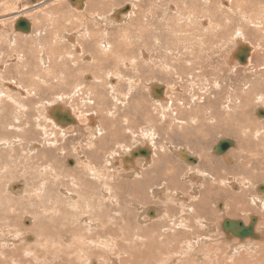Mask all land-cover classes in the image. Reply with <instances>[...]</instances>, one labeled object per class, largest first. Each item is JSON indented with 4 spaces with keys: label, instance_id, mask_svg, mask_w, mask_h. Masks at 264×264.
Returning a JSON list of instances; mask_svg holds the SVG:
<instances>
[{
    "label": "bare ground",
    "instance_id": "6f19581e",
    "mask_svg": "<svg viewBox=\"0 0 264 264\" xmlns=\"http://www.w3.org/2000/svg\"><path fill=\"white\" fill-rule=\"evenodd\" d=\"M17 1V0H16ZM15 1V2H16ZM29 1V2H28ZM27 2L29 3V4H27L28 5V8L25 6L24 8H20V11L18 10V13L16 14V18H15V20H14V22L16 23L17 22V20H19V19H22V18H24V19H26L27 20V22H28V25H29V32H27V33H21V32H19V31H17V32H12L11 33V35L10 34H8V35H10L8 38H6V46L5 47H7L6 49H7V51H12L10 54H12L10 57H9V59H13V62H15V66H13L12 68H16V69H18L17 70V72L16 73H14L16 76L18 75H20V78L22 79V78H24L25 76H27V78H32V81H31V83H32V87H31V89L30 88H27L28 87V85H24V86H27V87H25V89L24 88H20V87H18L19 85V83H17V86H16V83L14 84L13 82H3V81H5V80H2L1 82H2V86H3V90L0 92V116H5L6 115V113L7 112H5V111H7V109L9 110V109H11V108H14V107H17L16 109V114L14 115V116H16L17 114H20L21 115V113H23V117H25L26 116V118L25 119H27V117H29V113L30 114H33V112L34 113H36V110L37 111H39L40 110V114H37V116L39 115L40 116V118H42L43 119V124H44V121H46L47 122V124L49 125H45V126H48V127H50L51 128V130H50V132H46L43 128H42V130L41 131H39V124L36 122V120H35V123H34V121H33V123L32 122H26L25 124H23L24 123V121H25V119H24V121L21 123V121H20V117L22 116H20V117H17V119H19V122H20V124H23V128L22 127H20V128H22V130H19L20 131V137L21 138H24L25 136H27V135H30L29 133L30 132H34V133H36L38 136L40 135L41 137H40V139H39V141H40V143L42 144V143H44V145L45 146H52L53 148H54V151H51V150H49V149H46V150H43V149H40L39 150V156L40 157H42V159L43 160H49L50 162H48V161H43L42 162V165H44V166H42L43 168L42 169H33V166L32 165H28L27 164V162H16L15 164L16 165H18L19 167L21 166L22 167V170H23V174H19L18 173V176L20 177V178H22L23 179V182H24V184H25V188L23 189V190H21L20 192H18V193H20V198H19V202L17 203V206L18 207H11V206H13V205H11L10 207L11 208H14V209H12V210H9V208L7 207H4V204H6L5 202H4V200L6 201V199L5 198H3V196H2V190L4 189V187L6 186L5 185V183H6V179L5 178H7V174H6V176H5V182L3 183V181L2 180H0V264H174L175 262H177L180 258L181 259H183L184 261H185V259L184 258H186V255L188 254V257H189V255H191L192 254V252L194 251L193 249H192V246H191V244H190V242H188V241H185L187 238H189L190 236L191 237H193V239L194 240H196L195 239V237H196V235H198L197 234V229H199V228H202V230L201 231H204L203 229H207V228H210L209 230H208V232H209V234H211V233H215L214 231L215 230H213V228L215 227L213 224V226H211V227H209V225H211V224H208V221H207V219H210L212 216H210V215H212V213H215V212H211V211H213V209H208V207L209 208H211L212 206H207L209 203V199L208 200H206V198L204 197V198H202L201 197V194H203V193H201L200 194V197L198 196L196 199H193V198H189V197H186V195H185V202H181V203H179V205L177 206L178 207V209L180 210V212H175L174 211V213L172 212V210H175L174 209V207H173V209L170 207V204H168V201L170 200V201H172V200H174V199H172V196H170L169 197V200H167L166 201V199H167V196H169V195H171V194H169V195H167L166 196V194H165V188L167 189V185H165L164 183L162 184L163 185V187H162V191H164V197L162 196V192L160 193L159 191H161L160 189L159 190H157V193L155 192L156 190H154V188H153V192H154V194L151 196L152 198H150V199H155L156 197H158V193H160L161 195H159V198L161 197L162 198V200L164 201H166V202H164V203H161V204H163V206L165 207V211H166V213H165V216H164V220L161 218V217H159V215H161V214H159L160 212L159 211H162L161 209L160 210H158L157 209V207H155V209L153 208V207H149V206H147V207H145V208H143L142 210H141V212H142V218L140 217H138V215H137V213L135 212V211H133V209H132V207H134V206H137L138 207V205L139 204H136V200H134L133 199V196L135 197V194H136V196L138 195V193H140V192H138L139 190H141V188H146V186H152L153 184H155V183H158V181H153V174L156 172V170H158L159 171V168L161 169L162 167H166V165H165V158L162 156H160V155H158L159 156V158L156 156V158H157V161H156V163L153 161V160H156V159H153V156L155 155L154 154V151L156 150V149H158L159 147L157 146L156 147V145L154 146V142L152 143L151 141H153V140H155L154 139V134L156 133L155 131H154V133H153V129H155V128H153L152 129V132H149V133H141V134H143L141 137H142V140H143V138H147L148 139V141L150 140V142H147L148 143V147H133L134 149H129V150H127V153H126V155H122V156H120V157H117V153H116V151H114L112 148H114V146H119L118 144H125L126 142H128L127 140L129 139L130 141H131V137L133 138V132H132V127L134 128L136 125H141L140 123L142 122V125L143 124H146L147 122H150V124L151 123H153V121H154V119L152 118V117H150L149 115H148V117H146L147 116V110L149 109V107L147 108V105L145 106V103L147 104V103H150V102H147L148 101V98H146V100H145V97L147 96V95H145L144 97H143V95L144 94H146L145 93V88H144V90H142V91H144L143 93V95H141V96H139V98L137 97L138 95H137V93H135L136 94V97H137V99H134L133 97H132V95H134V93H132L133 92V90L135 89L136 90V88H133L134 86H133V84L131 83V80L129 81V80H126V79H124V77H123V79L124 80H122V81H124L123 83H125V85H126V88H127V91L125 92V94H123V95H118L119 97H115L114 95H115V93H116V91L118 90L117 89V86H118V84L120 83L121 84V76H120V73H122V72H120V70L119 71H117V66H119V65H117V63H115V64H112V63H114L115 61H111L110 60V56H111V53H115L114 54V56L115 55H117V57H115V59L114 60H116V59H120L121 60V65L120 66H122L123 67V62L122 61H124V60H122V59H124V58H122V57H119V51H123V48H120V45L118 44V46H119V49H117V52H115L116 51V49H115V47L117 46V43H116V45H115V42L116 41H119L120 43H122V42H124L125 43V45H127L129 48V51L127 52L126 51V49H125V47H124V49H125V51H126V56H127V54H129L131 57H132V59L134 60V61H136V62H139V63H135V62H131V64H132V67L134 68L133 69V71L134 72H136V70L137 71H139L140 70V73L142 72V75H145V72H144V70H142V68L145 66V67H150V65H151V63H152V60L151 61H148L149 60V58L147 57V55H145V54H143L142 53V51H139L138 53H137V55H136V51H137V48H141L143 45L146 47V45H147V43H148V41H152V39L154 40V42H157V38H155V36L157 37V35L156 34H154V32L157 30V31H161L160 30V28L162 29V28H164V27H166V29L168 28L167 27V25L169 24L168 22H170V21H168L169 20V17L171 16V15H169V14H167V9H171L170 11H172L174 8H173V6L171 5V6H168L167 5V9L165 10L164 9V7H163V4H162V2H164L165 0H135L132 4L130 3V8H129V10H127V11H125L124 12V10L122 9V8H118V9H114V10H112L106 17L105 16H103V17H96V15H95V17L93 18V21L95 22V24L97 25V27L95 28L96 30H99V31H95V33L94 32H89L87 29V27H84V28H82V32H83V35L81 36V34L80 35H77V38H76V36L74 37H65V36H63V37H65V38H62L60 35V37L63 39L62 40V42L63 43H60V42H58L59 41V39H60V37L58 36V38H57V35H55V33L54 34H52V35H50L48 32H51L50 31V29H48V31H47V29H44L45 27H44V25H40V26H43L44 28H43V30L41 31H37L36 32V30L34 31V32H32V26H33V24H32V22L30 21V18L27 16V15H25V11H26V9L28 10L29 8H31V5L32 4H34V2L36 3V1H30V0H28ZM188 1V0H187ZM213 1H216V0H213ZM235 1V0H234ZM238 1V0H237ZM245 2V3H247V4H250V5H253V4H255V3H253L254 1H256V0H241V2ZM3 2V1H2ZM1 2V3H2ZM45 2V1H44ZM87 2V0H84L83 1V3H80V2H78V1H76L75 2V8L77 9V10H80V11H82L83 13L85 12V11H87V10H85V8H86V4L88 3H86ZM94 2V1H93ZM166 3H167V0L165 1ZM171 2V0H169L168 1V4ZM216 2H220V5H222L223 7H227V8H229V3H233L232 2V0H217ZM237 3V4H235V5H239L237 8H236V12L234 13L236 16H243L244 17V13L245 12H247V14L250 12L251 13V11H249V10H252V8L254 7V6H252L251 7V9H249L248 7H250L249 5H248V7H246L245 5H243L242 3ZM258 2H260L261 4H259ZM7 3V2H6ZM68 3H70V0H68ZM104 3V2H103ZM178 3V2H177ZM183 3V9H182V4ZM182 3H180V7H181V10L180 11H185V8H188L189 9V12L191 13V11H192V9L191 8H198L199 9V11H203L202 12V14H204V15H202V22H201V19L199 20L201 23H202V27L204 28V30L206 29V28H208L209 27V29H212V25H210L211 23L209 22V20L210 21H212L211 19V16H206L205 14V12H208L209 10H210V8H211V4H212V7L214 6V4L211 2V0H189L188 2H187V4L185 3V2H182ZM235 3H236V1H235ZM244 3V4H245ZM256 3H258L259 4V6H261V5H264V0L262 1V0H258V1H256ZM110 4V3H109ZM135 4H138V5H141L142 6V8L141 7H139L138 5H135ZM173 4H176V2L175 3H173ZM179 4V3H178ZM216 5H219V4H217V3H215ZM3 5H4V3H3ZM3 5H1V9H2V6ZM116 5V4H115ZM220 5H219V10H220ZM235 5L233 6V7H235ZM24 6V5H23ZM40 6V4H38L37 5V7H39ZM49 6H50V4H49ZM87 6H88V4H87ZM98 6V5H97ZM96 6V7H97ZM165 7H166V5H164ZM7 7V6H6ZM6 7H4V8H6ZM14 7H15V5H14ZM16 7H18V6H16ZM47 7V6H46ZM94 7V6H93ZM93 7H89L88 8V10H89V12H92V10H94V8ZM104 7V6H103ZM122 7V6H121ZM148 7H150V8H148ZM163 7V9H162V11H160L159 10V8H162ZM176 7V6H175ZM179 7V8H180ZM216 7V6H215ZM215 7H214V9H215ZM231 7V6H230ZM255 7H256V4H255ZM48 8V7H47ZM98 8H99V6H98ZM97 8V9H98ZM105 8V7H104ZM178 8V7H177ZM178 8V9H179ZM217 8V7H216ZM225 9V10H228V9ZM257 8H258V6H257ZM260 8V7H259ZM258 8V10H260ZM43 9H44V11H45V7H43ZM51 9V8H50ZM87 9V8H86ZM101 9V8H100ZM113 9V8H112ZM142 9V10H141ZM178 9H175L177 12H179L178 11ZM222 9V8H221ZM231 9H233V8H231ZM253 9H256V8H253ZM262 9V8H261ZM264 9V8H263ZM49 10V9H48ZM53 10V9H52ZM102 10V9H101ZM105 10V9H104ZM122 10V12L123 13H121V14H117V12H119V11H121ZM137 10H138V12H137ZM143 10H146V11H144V12H146V13H144L143 12ZM187 10V9H186ZM194 10V9H193ZM197 9H195V11H196ZM216 10V9H215ZM223 10V9H222ZM13 11V10H12ZM14 11H17L16 10V8H15V10ZM13 11V12H14ZM31 11V10H30ZM44 11H41L40 10V8L37 10V12H36V16L38 17V15H39V17H40V19H46V21L44 20V21H42V22H50V19L49 18H47V16H48V14H47V12H44ZM95 11V10H94ZM97 11V10H96ZM103 11V10H102ZM195 11H193V12H195ZM198 11V10H197ZM212 10H210V12H211ZM233 11V10H232ZM249 11V12H248ZM254 11V10H253ZM256 11H257V9H256ZM260 11H262L263 12V10H260ZM51 12V11H50ZM98 12H100V10L98 11ZM104 12V11H103ZM186 12H188V11H186ZM192 12V13H193ZM221 12V11H220ZM223 13L224 12H226V11H222ZM228 12V11H227ZM229 12H231L230 10H229ZM234 12V11H233ZM262 12L260 13V14H262ZM11 13V12H10ZM54 13V12H53ZM55 13H56V11H55ZM97 13V12H96ZM108 13V12H107ZM171 13V12H170ZM184 13V12H183ZM214 12H212V14H213ZM216 13V12H215ZM257 13H258V11H257ZM15 14V13H14ZM91 14V13H90ZM174 14H175V12H174ZM178 14H180V13H178ZM185 14V13H184ZM194 14V13H193ZM195 14H197V12H195ZM199 15H201L200 13H198ZM197 14V15H198ZM218 14V13H217ZM221 14V13H220ZM226 14V13H225ZM228 14V13H227ZM233 14V13H232ZM253 14H255V12L253 13ZM101 15H102V13H101ZM169 15V17H168V20H167V18H165V16H168ZM172 15H173V13H172ZM183 15V14H182ZM186 15V14H185ZM197 15H195L196 17H194V18H196V19H198V17H197ZM198 15V16H199ZM209 15V14H208ZM215 16H216V14H214ZM214 15L212 16V17H214ZM249 15V14H248ZM1 16V15H0ZM3 16V15H2ZM7 16V15H6ZM6 16H3V17H6ZM54 16V15H53ZM87 16V15H86ZM177 16V15H176ZM187 16H188V19H189V17H191V14L190 15H188L187 14ZM218 16V15H217ZM221 16H223L222 14H221ZM220 16V17H221ZM227 16V15H226ZM230 16V15H229ZM233 15H231L230 16V18L232 17ZM240 16V17H241ZM246 16V15H245ZM255 16V15H254ZM254 16H252V17H254ZM264 16V15H263ZM8 17V16H7ZM11 17V16H10ZM20 17V18H19ZM89 17V16H88ZM181 17V16H180ZM185 17V16H184ZM234 17V16H233ZM243 17H242V20H243ZM31 18H35V17H31ZM90 18V17H89ZM160 18V19H159ZM171 18V17H170ZM175 18V17H174ZM178 17H176L175 19H177ZM185 18H187V17H185ZM194 18H193V20H194ZM229 17H228V21H230V22H235L234 21V19L236 20V18H231L230 19ZM245 18V17H244ZM247 18V17H246ZM257 18H260L259 16L257 17ZM91 19H92V17H91ZM180 19V18H179ZM191 19V18H190ZM207 19H209V20H207ZM216 19V21L218 20V19H220V18H215ZM222 19V18H221ZM220 19V20H221ZM224 19V18H223ZM226 19V18H225ZM224 19V20H225ZM239 19V18H238ZM241 19V18H240ZM250 19V18H249ZM253 19V18H252ZM159 20V21H158ZM171 21L173 20L174 21V19L173 18H171L170 19ZM183 20V19H182ZM192 20V21H193ZM219 20V21H220ZM227 20H225V21H227ZM244 20H246V19H244ZM259 20V19H258ZM264 20V19H263ZM262 20V21H263ZM90 21V20H89ZM161 21H163V22H167L168 24L166 25V26H164L163 27V25H161L162 23H160V24H158V22H161ZM186 21V20H185ZM197 21V20H196ZM213 21H214V19H213ZM212 21V22H213ZM219 21H218V24H220L222 21H220V23H219ZM222 22V24L223 23H226V22ZM238 21V20H237ZM236 21V22H237ZM254 21V20H253ZM260 21V20H259ZM261 21V22H262ZM2 22V20H0V23ZM13 22V21H12ZM41 22V23H42ZM87 22V21H86ZM146 22H149L150 23V25H145V23ZM180 22V21H179ZM184 22V21H183ZM182 22V23H183ZM189 22V21H188ZM230 22H229V25H230ZM244 22V21H243ZM247 21H245V23H246ZM258 22V21H257ZM253 23V22H249V28H250V26L253 28V30L255 29H258L257 31H255L254 33H257V35H259L260 34V37L263 35V33L262 32H264V29L262 28V30H261V28H259L260 27V24L259 23ZM55 23V22H54ZM84 23H85V21H84ZM93 23V22H92ZM149 23H147V24H149ZM154 23H155V25H156V23L160 26V28L159 29H157V26L155 27V25H154ZM173 23V22H172ZM181 23V24H182ZM191 23H193V22H191ZM200 23V24H201ZM238 23V22H237ZM245 23L243 24V27H244V25H245ZM40 24V23H39ZM53 24V23H52ZM77 24V23H76ZM79 24V23H78ZM176 24V25H175ZM181 25L180 23H175L174 22V25L177 27V29H176V31L178 32L179 31V25ZM184 24V23H183ZM182 24V25H183ZM187 24V23H186ZM188 24H190V23H188ZM50 25V24H49ZM93 25V24H92ZM95 25V26H96ZM121 25V29H117L115 32H113V31H107V28L108 27H111V26H120ZM123 25V26H122ZM172 25L173 24H171L170 26L172 27ZM185 25V24H184ZM197 25V24H196ZM199 25V24H198ZM206 25H208V27L206 26ZM215 25H216V23H215ZM229 25H228V27H229ZM233 25V24H232ZM231 25V26H232ZM238 25H241V24H238ZM46 26H47V24H46ZM55 26V25H54ZM57 26V25H56ZM78 26V25H77ZM84 26H85V24H84ZM94 26V27H95ZM185 26H187L188 27V25H185ZM194 26V25H193ZM192 26V27H193ZM222 26H225L224 24L223 25H217V29L220 31L221 30V28H223ZM236 26H237V24H236ZM235 26V27H236ZM264 26V25H263ZM13 27L15 28V24L13 23ZM39 27V26H38ZM170 27V28H171ZM175 27V28H176ZM182 27V26H181ZM190 27V26H189ZM198 27H200V26H198ZM55 29H56V27H54ZM58 28V27H57ZM65 28V27H64ZM172 28H174V27H172ZM171 28V29H172ZM186 28V27H185ZM195 27H193V29H194ZM202 28V29H203ZM214 29H215V27H213ZM234 28V27H233ZM241 28H242V26H241ZM37 29V28H36ZM40 29V28H39ZM42 29V28H41ZM60 29V28H59ZM58 29V30H59ZM68 29V28H67ZM79 29H81V28H78V30ZM181 29V28H180ZM191 29V28H190ZM214 29H212V32H213V30ZM229 29H230V27H229ZM235 29H237V27L235 28ZM235 29H233L234 31H235ZM248 29V28H247ZM38 30V29H37ZM57 30V29H56ZM168 30H169V28H168ZM173 31H174V29H172ZM188 30H189V28H188ZM192 30V29H191ZM196 30H197V27H196ZM199 30V29H198ZM203 30V31H204ZM250 31H252V29L250 28L249 29ZM249 30H247V33H248V31ZM60 31V30H59ZM76 31V30H75ZM80 31V30H79ZM156 31V32H157ZM176 31H174V33H176ZM182 31H183V29L181 30V33H182ZM226 31H227V28H226ZM225 31V32H226ZM230 31V30H229ZM246 31V30H245ZM63 32V31H62ZM78 32V31H77ZM162 32H163V30H162ZM170 32V31H169ZM168 31H166V34H168L169 33ZM185 32H188L187 31V29L185 30ZM184 32V33H185ZM192 32V31H191ZM190 32V33H191ZM194 32V31H193ZM224 32V31H223ZM222 32V34H224ZM228 32V31H227ZM233 32V31H232ZM232 32H230V33H232ZM2 33H5V32H1V34ZM57 33V32H56ZM245 32H244V30L242 29V30H239L238 32H235V37L233 36V38H235V41H234V43H235V46H234V49L233 50H231L230 51V53L227 55L228 56V60H225V62L223 63L224 64V66L222 65V67H221V69L222 68H224L223 70H224V72L225 73H229L230 72V75L233 77V78H231L230 76L229 77H227L226 78V80L228 81L227 83H226V87H225V85H223L224 84V82H225V80H224V78L226 77V76H224L222 73H220V71L218 72V74H217V76L215 75V79L212 81V83L209 81V79H206L207 77H206V73H205V70H204V68H202V70H198V71H196V66H208L209 64L213 67V65L215 64V63H218L219 64V60H217L218 59V57L215 59V60H212V58H210V57H207V56H205L206 58H208V60H209V62H207V61H201V65H200V63L199 62H197L198 61V59L201 57L200 55V52H199V50L197 51V53L196 54H193V52H191V50H194L192 47H194V45L193 46H191L192 44L190 43V46H186V49H187V51H190V53H189V56H190V58H189V62H187L188 61V59H187V57H185V58H183L184 59V63H181L182 64V66H184L183 64H185V66H186V68H187V70H188V72H189V74L187 73V72H184V73H186V74H188L187 76L189 77V79H188V82H189V84H190V82L191 81H193V83H192V85H191V87L192 88H196V89H191L190 90V93H195V92H198L197 94H200V92L202 93L203 92V94L205 93V96H203L202 97V95H200V96H198V99L197 100H193V98H194V95H192V96H190V101L193 103V107H195L194 109L193 108H191V109H193V120H192V122H193V124H195V127H194V130L192 131V133L193 132H195V131H197V133H198V131H200V130H204V123L206 122L205 121V117H206V114L208 115V118L210 119V120H208L209 121V124H210V121L212 122V124H211V130H212V132H216V133H219V131L220 130H222V128L225 126V127H227V129H225V130H223L222 132V134L223 135H229V133H230V136L232 135L233 136V134H236V135H239V134H242L243 136L241 137L244 141L245 140H247V141H250L251 139V141H253V144L251 145V148H250V151H252V153L253 154H256V151L257 150H255V148H256V145H260L258 148H260L259 149V151H261V152H263V156H264V126L262 127V130H259V131H255V129H254V127H251V128H248V127H246V128H244V132L243 133H241L242 131V128H243V125H242V123H243V118H242V116L241 117H239V118H236V117H234V116H236L235 114L237 113V110L238 109H243V108H245V105H248V103L247 102H249V100L250 99H248V92H249V90L251 89V86H250V89H249V83H246V84H242L241 85V87H245V92L244 93H242L244 96L242 97V98H244V100L242 99L241 100V95L242 94H240V96L239 97H237L236 99H234L233 97H232V95H233V93H234V91H235V89L234 88H238V85H237V81L238 80H242L241 79V75H246V72H247V70H249V69H252L251 67L253 66V64H251V59H252V56H253V53L255 52V49H256V47H259V45H256V47L254 46H252V45H250L249 43H247L246 41V37H245V34H244ZM252 33V32H251ZM59 34H60V32H59ZM187 34V33H186ZM221 34V35H222ZM233 34V33H232ZM5 35V34H4ZM64 35V34H63ZM73 35V34H72ZM176 35V34H175ZM182 35H183V33H182ZM181 35V36H182ZM185 35V34H184ZM196 35V34H195ZM219 35V34H218ZM225 35V34H224ZM226 35H228V34H226ZM230 35V34H229ZM228 35V36H229ZM249 35V34H248ZM251 35V37H252V35L253 34H250ZM250 35H249V38H250ZM254 35H256V34H254ZM256 35V36H257ZM16 36H18V39H16ZM180 36V35H179ZM188 36H189V33H188ZM190 36H192V33H191V35ZM2 37V36H1ZM6 37H7V35H6ZM176 37V36H175ZM185 37V36H184ZM183 37V38H184ZM195 37V39H196V36H194ZM198 37V36H197ZM227 37V36H226ZM230 37V36H229ZM259 37V36H258ZM189 38V37H188ZM187 38V39H188ZM193 38V37H192ZM3 39H5V37L3 38ZM80 40V45L78 44V46H80L79 48H81V51H76V52H82V54H83V52L85 53L84 55H86V53L88 54V53H90V55H91V57H87L86 59H85V57H84V59L81 57V55L79 56V57H81L82 59H83V61L84 62H82L80 65H81V67H82V65H84L83 66V68H81V70H79V71H81V73L82 72H85V71H87V70H98L101 74H102V76H104V78H102L101 76L99 77V75L98 76H96V78L94 77V79L93 78H91L92 77V75H91V77H89V76H87L86 78L88 79V80H90V81H92V82H90L88 85H90V87L91 88H89V90L91 89L92 91H93V89H96V92L98 91V89L100 88V92H101V87H105L104 85H106L109 89H110V94L112 95V102L111 103H113V105H111V104H107L105 101H102V103H100L101 104V107H103L104 109L105 108H107L106 110H108V111H110L108 114L106 113L105 115H103L102 113H103V111H100V110H96V109H93V108H95V107H97L98 106V104L97 103H95L94 104V102L93 103H91V102H89L88 101V99L87 98H85V99H87V100H84V99H82L81 101H83L82 103H81V105L83 106H81V105H79V107L78 106H76V107H78L77 109H76V111L78 112V113H75V110H73L70 106L71 105H74V104H76L75 102H74V104H72L73 103V101L75 100V97H80L79 96V94L80 95H85V92H87L88 91V88L86 89V86L88 87V85H87V83H88V81L87 82H84V81H82V80H80V79H82V78H78L81 82H82V84H78V86H76L75 85V88L73 87L74 86V81L76 80V76H75V71L74 70H76V68H80V66H77V62H79L80 63V61H78L77 60V62L76 63H73V62H70L71 60L70 59H68V58H71V59H73V57L76 55V54H72V55H70V54H64L65 55V57H63L62 55H61V53L59 54V52L60 51H57L58 50V45L59 44H63V45H65V44H67V45H71L72 44V47L74 48H76V45H77V42H78V40ZM86 39V40H85ZM160 39H161V36H160ZM178 39V38H177ZM180 39V38H179ZM182 39V38H181ZM187 39H185V40H187ZM194 39V38H193ZM198 40V39H197ZM201 40V39H200ZM217 40V39H216ZM216 40H215V42H216ZM263 41H264V39H262ZM18 41L19 42H21V44H19L18 45ZM64 41H65V43H64ZM183 41V40H182ZM3 42V41H2ZM186 42V41H185ZM184 42V45H186V43ZM188 42H192V40L190 41H188ZM195 43H197L196 42V40L194 41ZM198 42H199V40H198ZM218 42V41H217ZM216 42V44H218ZM220 42V41H219ZM222 42V41H221ZM229 42H230V40H229ZM256 42H258L257 40L256 41H254V43H256ZM4 43V44H5ZM47 43H49V44H47ZM59 43V44H58ZM124 43H123V46H124ZM180 43V42H179ZM183 43V42H182ZM181 43V44H182ZM201 43V42H200ZM205 43H207V42H205ZM212 43H214V42H212ZM45 44H46V47H51L50 49L51 50H48V48H46L45 47ZM178 44V43H177ZM176 44V45H177ZM189 44V43H188ZM215 44V43H214ZM222 44H223V42H222ZM226 44V43H225ZM44 45V46H43ZM231 45V44H230ZM229 45V46H230ZM1 46H3V43L0 45V47ZM62 45H59V47H61ZM77 46V47H78ZM92 46H96V48L97 49H95V51H97V52H95L94 51V47H93V49H92ZM123 46H121V47H123ZM217 46H219V44L217 45ZM43 47H45V48H43ZM67 47V46H66ZM71 47V46H70ZM90 47H91V49H90ZM168 47H169V45H168ZM177 47V46H176ZM175 47V48H176ZM200 47V46H199ZM226 47V46H225ZM224 47V48H225ZM233 47V46H232ZM231 47V48H232ZM241 48V47H244V48H246L248 51H249V57L247 58V60H246V64H244V65H241V64H239V62L236 60V59H234V55H235V53H236V51H237V49L238 48ZM22 48H23V50H22ZM64 48L65 47H63V49L62 48H59V50L61 49V51L62 50H64ZM69 48V47H68ZM74 48V49H75ZM79 48H76L77 50H79ZM198 48V47H197ZM222 48V46H219L218 47V49H220V51H222V52H224V53H226V51L225 50H222L221 49ZM253 48H255V49H253ZM5 49V48H4ZM3 49V50H4ZM6 49H5V51H6ZM44 49L46 50V53H45V51H44ZM169 49H170V47L169 48H166L165 49V54H166V56L164 57V60L166 61V62H168V59H169V57H171L172 55H170V52H169ZM199 49V48H198ZM229 49V48H228ZM176 50V49H175ZM174 50V51H175ZM210 50H211V48H210ZM1 51V50H0ZM72 51H74V50H71V52ZM171 51V50H170ZM217 51V50H216ZM219 51V52H220ZM228 51V50H227ZM124 52V51H123ZM134 52H135V54H134ZM173 52V51H172ZM218 52V51H217ZM229 52V51H228ZM1 53H2V51H1ZM6 53V52H5ZM64 53V52H63ZM62 53V54H63ZM75 53V52H74ZM183 53H185L184 51H183ZM182 53V54H183ZM221 53V52H220ZM223 53V54H224ZM7 54H9V53H6V55ZM94 54H95V56H96V58H97V60H96V58L94 57ZM123 54V53H122ZM125 54V53H124ZM123 54V55H124ZM173 54V53H172ZM174 54H175V52H174ZM3 55H5V54H0V62L2 61V57H3ZM121 55V54H120ZM184 55V54H183ZM185 55H186V53H185ZM226 55V54H225ZM83 56V55H82ZM113 56V57H114ZM175 56H176V54H175ZM180 56V55H179ZM223 56V55H222ZM227 56H226V58H227ZM78 57V58H79ZM147 57V58H146ZM160 56H158V58H159ZM5 58H7V57H5ZM75 58H76V56H75ZM81 58H79V60L81 59ZM130 57H127V59H129ZM181 58V57H180ZM68 59V60H67ZM174 59V58H173ZM221 60H224V59H222V58H220ZM5 60V59H4ZM33 60V61H32ZM56 60V61H55ZM75 61H76V59H74ZM73 60V61H74ZM96 60V61H95ZM112 60H113V58H112ZM130 60V59H129ZM178 60H179V58H178ZM187 60V61H186ZM6 61H7V59H6ZM68 61L70 62V63H73L72 64V66L74 67V70H73V68L71 69L70 67H68L67 66V63H68ZM164 61V62H165ZM181 61V60H180ZM216 61V62H215ZM9 62V61H8ZM33 62L34 63H36V66L35 65H33ZM155 62V61H154ZM170 62V61H169ZM168 62V63H169ZM182 62V61H181ZM7 63V62H6ZM69 63V64H70ZM129 63H130V61H129ZM142 64V66H140L141 64ZM171 63V62H170ZM197 63H198V65H197ZM110 64L111 65H114L115 66V68H113L112 70H114L113 72H109V71H111L110 70ZM130 64V65H131ZM165 64H167V63H165ZM219 64V65H220ZM258 64L259 63H257V66H258ZM62 66V68H60V69H58V67L59 66ZM125 66H127L128 67V65L127 64H124ZM168 65V64H167ZM215 65H217V64H215ZM220 65V66H221ZM255 65V64H254ZM169 66V65H168ZM210 66V67H211ZM256 66V67H257ZM264 66V65H263ZM76 67V68H75ZM211 67V68H212ZM215 67H218V66H215ZM261 66H259V68H260ZM6 68V65H5V67L3 68L4 70H6L5 69ZM20 68H22V70L20 69ZM31 68H32V74H30V71H31ZM108 68H109V71H108ZM118 68H121V67H118ZM126 68V67H125ZM180 68H183V67H181L180 66ZM228 69V72H226V69ZM239 68L240 69H243V71H241V73L240 74H238L237 72H238V70H239ZM43 69V70H42ZM124 69V68H123ZM122 69V70H123ZM168 69V68H167ZM184 69V68H183ZM220 69V68H219ZM220 69V70H221ZM258 69V68H257ZM3 70V71H4ZM13 71L15 70V69H12ZM30 70V71H29ZM127 70H129V68H127L126 69V71ZM131 70V69H130ZM169 70V69H168ZM212 70V69H211ZM213 70H216V68H213ZM260 70V69H259ZM263 70V69H262ZM98 71H95V72H98ZM148 71H150V72H152V71H154L153 69H149V70H147L146 72L148 73ZM250 71V70H249ZM253 71V70H252ZM6 72V74H8V75H10L9 73L11 72V70H7V71H5ZM76 72H77V70H76ZM89 72V71H88ZM94 72V73H95ZM133 72V73H134ZM161 72H163V73H168L169 74V72L170 71H167V70H165L164 71V69H162L161 70ZM182 72V71H181ZM182 72V73H183ZM215 72V71H214ZM223 72V73H224ZM254 72V71H253ZM90 73H93V72H90ZM125 73V72H124ZM130 73H132V72H130ZM130 73H129V76H131L130 75ZM137 73V72H136ZM146 73V74H147ZM183 73V74H184ZM210 73V72H209ZM220 73V74H219ZM83 74V73H82ZM174 74V73H173ZM176 74V73H175ZM183 74H182V76H183ZM222 74V75H221ZM2 75V74H1ZM13 75V74H12ZM79 75V74H78ZM88 75V74H87ZM95 75V74H94ZM122 75V74H121ZM136 75V74H135ZM141 75V76H142ZM172 75V74H171ZM179 75H181V74H179ZM185 75V74H184ZM227 75V74H226ZM2 76H4V75H2ZM7 76V75H6ZM11 76V75H10ZM17 76V77H18ZM123 76H125V74L123 75ZM222 76L224 77V78H222ZM261 76H263V80L262 81H264V73H262V75ZM1 77V76H0ZM15 77V76H14ZM79 77H80V75H79ZM128 77V76H127ZM139 77V76H138ZM170 77H172V76H170ZM181 77V76H180ZM2 78V77H1ZM0 78V79H1ZM13 78V77H12ZM12 78H10V79H12ZM19 77L17 78V79H20ZM85 78V77H84ZM100 78H102V80H100ZM125 78H126V76H125ZM129 78V77H128ZM142 78V77H141ZM140 78V79H141ZM145 78V77H144ZM173 78V77H172ZM177 78H178V76H177ZM176 78V79H177ZM199 78H201V80H202V78H204L205 80H203L202 82H200V79ZM212 78V77H211ZM210 78V79H211ZM221 78L223 79V82H222V80H221ZM244 78H246V77H243V79ZM3 79H5V78H3ZM29 79H27V80H29ZM164 79V78H163ZM166 79H168V80H166V81H168V83H169V78H166ZM175 79V78H174ZM175 79V81H177ZM199 79V81H196V80H198ZM213 79V78H212ZM15 80V79H14ZM13 80V81H14ZM26 80V79H25ZM31 80V79H30ZM84 80V79H83ZM144 80V79H143ZM171 80V79H170ZM183 80V79H182ZM181 80V81H182ZM9 81V80H8ZM18 81V80H17ZM23 81V80H22ZM21 81V82H22ZM80 81H77V82H80ZM145 81V80H144ZM186 81V80H185ZM29 82V81H28ZM76 82V83H77ZM146 82V81H145ZM196 82L199 84L200 83V87L198 86V84L197 85H195L196 84ZM241 82H243V81H241ZM23 83V82H22ZM25 83H26V81H25ZM74 83V84H73ZM136 83V82H135ZM141 83H142V80H141ZM147 83V82H146ZM172 83V82H171ZM73 84V88L74 89H72L71 91L69 90L70 88L69 87H71L70 85H72ZM140 84V83H139ZM143 84V83H142ZM154 83H152V84H149V87H148V96L151 98V100H153V103H154V105H157L156 107L158 108L157 110H159V119L160 120H164V118H165V114H168V112H170V111H173L172 110V108L173 107H171V102L167 99V96L165 95L166 94V90H167V88L165 87V86H163V85H160V84H158V85H153ZM212 84V85H211ZM262 84L264 85V82H262ZM31 85V84H30ZM30 85H29V87H30ZM211 85V86H210ZM1 86V85H0ZM22 86V85H21ZM201 86H203L204 88H202ZM224 86V87H223ZM121 87V85L118 87V88H120ZM143 87V86H142ZM141 87V88H142ZM146 87V86H145ZM181 87V86H180ZM187 87V86H186ZM239 87H240V85H239ZM123 88H125V87H123ZM183 88V87H182ZM189 88V87H188ZM103 89H105V88H103ZM109 89H108V92H109ZM117 89V90H116ZM147 89V88H146ZM179 89V88H178ZM176 90V91H178L179 93H180V90ZM190 89V88H189ZM5 90V91H4ZM67 90H69V92H67ZM91 90L90 91H88L89 92V97L91 96V97H93V96H95V92H91ZM107 90V89H106ZM123 90V89H122ZM122 90H120V91H122ZM140 90V92L142 93V91ZM162 92L161 93V95L159 94V92ZM168 91H169V89H168ZM187 91H189V90H187ZM186 91V92H187ZM213 91H216V95L214 96V94H213ZM103 92V91H102ZM101 92V93H102ZM105 92H107V91H105ZM138 92V91H137ZM177 92V93H178ZM222 92H226V97H225V99H223V100H221L222 101V107L219 105V104H217V103H219L217 100H218V97H216L217 95H219V97H220V95H222L223 93ZM242 92V91H241ZM82 93V94H81ZM100 93V94H101ZM120 93V92H119ZM124 93V92H123ZM188 93V92H187ZM190 93H188V95H190ZM221 93V94H220ZM86 94V96H88ZM96 94H99V93H96ZM105 94V93H104ZM196 94V93H195ZM207 94V95H206ZM211 94V97H207L208 95H210ZM257 94H259L260 95V93H257ZM108 95V94H107ZM158 95H160V96H158ZM252 96H253V93L251 94ZM101 96V95H100ZM103 97H104V95H102ZM109 96V95H108ZM147 96V97H148ZM53 98V100H50V102L48 101V103L46 104L45 103V106L43 105V107L44 108H42V105H39V104H37L36 102H37V100L39 99V101L40 100H42L43 98ZM85 97V96H84ZM102 97V98H103ZM107 97V96H106ZM196 97V96H195ZM223 97V96H222ZM261 97V96H260ZM264 97V96H263ZM51 98V99H52ZM96 98V97H95ZM101 98V99H102ZM129 98H131V99H129ZM150 98H149V101H151L150 100ZM159 99L158 101L157 100H155V99ZM255 98V97H254ZM91 99V98H90ZM100 98H98V101H100L99 100ZM107 99H109L108 97H107ZM261 99L262 98H258L257 100L258 101H261ZM36 100V101H35ZM44 100V99H43ZM79 100V99H78ZM93 100H94V98H93ZM97 100V99H96ZM102 100H105V98L104 99H102ZM109 100H111V99H109ZM219 100H220V98H219ZM4 101H5V103H4ZM38 101V102H39ZM77 101V100H76ZM130 101V103H128L127 104V102H129ZM186 101V100H185ZM201 101H204L205 103V105L203 106L202 104H201ZM7 102V103H6ZM41 102V101H40ZM80 102V101H79ZM78 102V103H79ZM96 102V101H95ZM101 102V101H100ZM140 102V103H139ZM143 102H145V103H143ZM189 102V101H188ZM216 103L217 104V106H220V109H222V112L220 113L222 116H219L218 118H215L214 116H213V114H215V112L213 111V107H212V104L213 103ZM153 103H151V104H153ZM178 103V106H179V108L178 107H176L177 108V111H178V109H181L185 104H183L182 102H180V101H178L177 102ZM190 103V102H189ZM71 104V105H70ZM80 104V103H79ZM100 104H99V106H100ZM136 104V105H135ZM145 106V108L143 109V105ZM221 104V103H220ZM76 105H78V104H76ZM108 105H110V106H108ZM133 105H135V108H132V106ZM154 105H153V107H154ZM190 105V106H191ZM80 106H81V108H80ZM85 106V107H84ZM99 106H98V108H99ZM181 106V107H180ZM216 106V107H217ZM262 106V105H261ZM260 106V107H261ZM6 107H9V108H5ZM11 107V108H10ZM76 107H74V108H76ZM110 107V108H109ZM150 107H152V106H150ZM153 107L151 108V110L153 109ZM156 107H154V108H156ZM203 107V108H202ZM258 107V106H257ZM257 107H255L254 109H256ZM79 108L81 109V110H79ZM131 108V109H130ZM188 109H189V107H187ZM204 108H206V109H204ZM214 108H215V106H214ZM218 108V107H217ZM5 109V113L3 112V110ZM103 109V110H104ZM130 109V110H129ZM142 109V110H141ZM187 109V110H188ZM199 109H204L203 111H204V113L205 114H203L202 115V113H203V111H199ZM106 110H104V111H106ZM132 110H134V113H133V116L130 114L131 113V111ZM155 110V109H154ZM176 110V109H175ZM186 110V111H187ZM190 110V109H189ZM257 110H262L263 112H264V107L263 108H259V109H256V111ZM12 111V110H11ZM13 111H14V109H13ZM21 111V112H20ZM55 111H58L59 112V114L60 115H62V116H64V113H67L69 116H70V118L73 120V122L74 123H72V124H69V125H66V126H60V125H58L56 122H55V120H54V118L51 116V113L52 112H55ZM153 111V110H152ZM180 111V110H179ZM74 112V113H73ZM151 112V111H150ZM155 112H156V110H155ZM154 111H153V113H155ZM158 112V111H157ZM12 114H8L9 116H7L8 118H10V117H12V116H10V115H13V112H11ZM15 113V112H14ZM37 113H39V112H37ZM105 113V112H104ZM152 113V112H151ZM190 113V112H189ZM188 112H187V114H189ZM170 114V113H169ZM168 114V115H169ZM183 114H185V110H184V113H182L181 112V115H183ZM36 115V114H35ZM177 115V114H176ZM186 115V114H185ZM189 115H191V113L189 114ZM39 116H38V118H39ZM184 116V115H183ZM183 116H181V117H183ZM187 116V115H186ZM192 116V115H191ZM205 116V117H204ZM32 117H34V116H32ZM36 117V116H35ZM146 117V118H145ZM178 117V116H177ZM179 117H180V115H179ZM180 117V118H181ZM212 117H214V119L212 118ZM226 117H228V118H226ZM246 117V116H245ZM6 118V117H5ZM4 118V119H5ZM38 118H36V119H38ZM155 118V117H154ZM170 118L172 119V121L176 124L177 123V125L179 126V125H181L180 127V130L178 131V133L180 132V135H182L183 133L185 134V132L187 131H185L184 132V129H185V127H184V122H182V121H178V120H176V118L175 117H173V114H171L170 115ZM186 118H188L189 119V116L188 117H186ZM220 118H223V121L222 120H220ZM226 118V119H225ZM259 119V121H263L264 120V117H258ZM16 119V118H15ZM15 119H14V121H15ZM31 119V118H30ZM98 119H100V120H98ZM156 120H157V118H155ZM178 119V118H177ZM9 119H7L6 118V120H5V125L9 122L8 121ZM28 120V119H27ZM98 120V121H97ZM167 120H168V118H167ZM167 120L165 121V124H166V122H167ZM226 120H227V123H226ZM6 121H8L7 123H6ZM135 121H136V123H135ZM158 121V120H157ZM171 120H170V122H172ZM189 121V120H188ZM207 121V122H208ZM13 122V121H12ZM38 122H40V121H38ZM121 122L124 124V125H122L121 124ZM161 122V121H160ZM187 122V121H186ZM191 121H189V124L191 125V123H190ZM3 124H4V122H2ZM1 123V124H2ZM154 123H155V121H154ZM164 123V122H163ZM188 123V122H187ZM258 123V122H257ZM262 123V122H261ZM264 123V122H263ZM0 124V125H1ZM16 124V123H15ZM14 124V125H15ZM42 124V123H41ZM136 124V125H135ZM155 124H158V122L157 123H155ZM161 124V123H160ZM159 124V125H160ZM174 124V126H177V125H175ZM260 124V123H259ZM8 125V124H7ZM10 125V124H9ZM13 125V124H12ZM149 125V124H148ZM152 125V127H154L153 125L154 124H151ZM167 125H168V123H167ZM237 125H239L238 126V128H236V126ZM19 126V125H18ZM17 126V127H18ZM22 126V125H21ZM41 126H43V125H41ZM45 126H43V127H45ZM173 126V125H172ZM187 128H188V125L186 124L185 125ZM194 126V125H193ZM208 126V125H207ZM260 126H261V124H260ZM14 127H16V126H14ZM150 127L151 126H149V127H147L148 128V130H150ZM155 127H157L156 125H155ZM170 127V126H169ZM191 126H189V128H190ZM209 127V126H208ZM222 127V128H221ZM19 128V127H18ZM142 127H139V131H140V129H141ZM146 128V127H145ZM157 128H159V127H157ZM173 128V127H172ZM174 128H176V129H179V127L177 128V127H174ZM186 128V129H187ZM188 128V129H189ZM192 128V127H191ZM256 128V127H255ZM5 130H7L6 128H4ZM236 131H235V130ZM260 129V128H259ZM2 130V129H1ZM13 130V129H12ZM16 130H17V128H16ZM84 130H86V131H84ZM137 130V129H136ZM162 130H164L163 129V127H162ZM15 131V130H14ZM47 131H49L48 129H47ZM138 131V130H137ZM139 131H138V133L137 134H140L139 133ZM158 131H160V129H158ZM157 131V132H158ZM165 131V130H164ZM166 131H168V130H166ZM170 131V130H169ZM172 131H174V130H172ZM191 131V130H190ZM235 133H234V132ZM1 132V131H0ZM8 132V131H7ZM16 132V131H15ZM14 132V133H15ZM77 132H83L87 137H88V139H87V137L85 136V140L83 139V141H86V139H87V141H89L90 139L91 140H95L94 141V144H96L97 145V147H98V150H99V154H98V158H97V160L99 159V156L101 155V156H103L106 160H104V158L103 159H101V160H103L104 162H105V168H104V170H105V173L104 174H102L100 171H99V169L97 168V167H94L93 166V163L94 162H96L97 160H93L94 162H90L91 161V159L90 158H93V157H90L89 159L90 160H88V155H87V153L84 151H81L80 149H79V146H74L73 147V152L75 153L76 152V154L77 155H81V156H83L84 158H79L82 162H80V163H76V162H74L75 164H73V169L72 170H67L66 168H64V167H62L61 169H58V168H54L55 166H56V160H54V158H53V155H55V153L57 152V151H61V152H59L60 154H62L63 153V148H61V147H63L61 144H59V140H61V141H63L64 143H66V139L64 140V138H67L68 136H72L71 137V140H72V138H73V136L76 134L77 135ZM135 132V131H134ZM142 132H144V130L142 131ZM161 132V131H160ZM160 132H158L159 134H160ZM163 132V131H162ZM171 132V131H170ZM169 132V133H170ZM210 132V131H209ZM212 132H211V134H212ZM3 133H5L4 131H3ZM168 133V134H169ZM175 133H176V131H175ZM175 133H173V134H175ZM187 133V132H186ZM204 133V132H203ZM202 133V134H203ZM228 133V134H227ZM11 134V133H10ZM9 134V135H10ZM17 134H19L18 132H17ZM83 134V135H84ZM133 134V135H132ZM82 135V134H81ZM82 135V136H83ZM131 135V137H128V136H130ZM166 135V134H165ZM170 135H171V133H170ZM176 135V134H175ZM178 135V134H177ZM176 135V136H177ZM186 135V134H185ZM205 135V134H204ZM250 135V136H249ZM1 136V135H0ZM7 136V137H6ZM6 138H7V140H8V137H10V136H8L7 135V133H6ZM11 136L13 137V135L11 134ZM16 137H18V135H15ZM158 136V135H157ZM173 136V135H172ZM171 136V137H172ZM176 136H175V138H176ZM199 136V135H198ZM235 136V135H234ZM20 137H18V138H20ZM164 137V136H163ZM162 137V138H163ZM179 137V136H178ZM186 137V136H185ZM188 137V136H187ZM200 137L202 138L203 136H201L200 135ZM249 137H250V140H249ZM2 139H4V137L2 136L1 137ZM14 139H15V137H13ZM60 138V139H59ZM138 138V137H137ZM159 139L161 138V137H158ZM165 139L167 138L166 136L164 137ZM180 138V137H179ZM183 138V137H182ZM204 138H206V137H204ZM209 138V137H208ZM213 138V137H212ZM226 138V137H225ZM224 138V140H226ZM239 138H240V136H239ZM59 139V140H58ZM74 139H75V137H74ZM139 139V138H138ZM146 139V140H147ZM184 139V138H183ZM188 139V138H187ZM203 139V138H202ZM220 139V138H219ZM218 139V140H219ZM10 140V139H9ZM77 142H78V140H77V137H76V139H75ZM137 140V139H136ZM141 140V139H140ZM164 140V139H163ZM168 140V139H167ZM175 140V139H174ZM185 140V144L184 145H187V149H188V146L190 145V143L188 144V141H186V139H184ZM204 140V139H203ZM202 140V141H203ZM221 140V139H220ZM223 140V139H222ZM234 140V139H233ZM4 141V140H3ZM2 141V142H3ZM12 142H13V140H11ZM11 141H10V143H11ZM19 141V140H18ZM67 141H69V139L67 140ZM73 141V140H72ZM108 142L107 144H106V146L104 145V143L105 142ZM145 141V140H144ZM196 141H198L197 139H196ZM200 141H201V139H200ZM229 141H231V140H229ZM7 142H9V141H7ZM20 142V141H19ZM91 142H93V141H91ZM146 142V141H145ZM144 142V143H145ZM155 142H156V140H155ZM163 142V144L166 142V140H165V142L164 141H162ZM161 142V143H162ZM168 142V141H167ZM199 142V141H198ZM232 143H233V146H232V148H234V150L236 149L235 148V146H236V144H235V142L234 141H231ZM76 143V142H75ZM74 143V144H75ZM130 143V142H129ZM129 143H128V145H129ZM159 143V142H158ZM201 142H199V144H200ZM249 143V142H248ZM2 144V143H1ZM5 144H6V139H5ZM13 144V143H12ZM60 146H59V145ZM67 144H68V142H67ZM89 144V143H88ZM91 144V143H90ZM93 144V143H92ZM101 144L104 146V147H102L101 146ZM162 144V145H163ZM182 144V143H181ZM201 144H204V143H201ZM238 144V143H237ZM240 144H241V142H240ZM77 145H79V144H77ZM85 145H87V142H86V144ZM84 145V146H85ZM95 145V146H96ZM138 145V144H137ZM143 145V144H142ZM158 145V144H157ZM196 146H197V144H195ZM213 145V144H212ZM12 146V145H11ZM18 146H19V144H18ZM20 146H21V144H20ZM70 146H71V144H70ZM130 146V145H129ZM135 146V145H134ZM179 146V145H178ZM248 146V145H247ZM8 148H9V146H7ZM92 147V146H91ZM91 147H88V148H91ZM164 147H165V145H164ZM184 147V146H183ZM200 147V146H199ZM204 147V146H203ZM211 147V146H210ZM215 147V146H214ZM214 147H213V149H214ZM4 148H6V147H4ZM10 148H12V147H10ZM18 148V147H17ZM20 148V147H19ZM36 148V152H38V148H39V146H37V145H33V149H35ZM71 147H69V149H70ZM119 148H123V147H118V149ZM129 148V147H128ZM167 148V147H166ZM165 148V149H166ZM201 148H202V145H201ZM240 148H241V151H242V153L244 152L243 150V148L244 147H242V145H240ZM262 148V149H261ZM115 149V148H114ZM117 149V148H116ZM187 149L185 150V149H182V150H180L178 153H177V155L182 159L183 157H182V155H186L187 157H191L192 155H190V152L188 153L187 152ZM200 148H198V150H199ZM212 149V148H211ZM210 149V150H211ZM246 149V148H245ZM248 149V148H247ZM257 149V148H256ZM7 150V149H6ZM18 150H20V149H18ZM65 150H66V147H65ZM97 150V151H98ZM113 150V151H112ZM119 150H121V149H119ZM137 150H140V151H146L147 153H148V155H149V157L148 158H146V157H141V158H143V160H141V162L143 161V165H139V167H137V164H136V162L139 160V158H140V156L139 155H137L135 158H131V155H132V153L133 152H136ZM160 150L163 152L164 151V148L163 147H160ZM178 150V149H177ZM189 150V149H188ZM197 150V149H196ZM233 150V151H234ZM240 150V149H239ZM13 149L11 150V151H8V152H5L4 150L2 151V154H3V152H5L6 153V155H7V153H9L10 152V154H9V156L8 157H10L11 155H12V153H13ZM21 151V150H20ZM72 151V150H71ZM70 151V152H71ZM77 151H79V152H77ZM89 151V150H88ZM90 151H92V150H90ZM96 151V152H97ZM190 151V150H189ZM205 151V150H204ZM231 151V150H230ZM240 151V152H241ZM246 151V150H245ZM249 151V150H248ZM22 152V151H21ZM53 152H54V154H53ZM66 153H64V155L66 154L67 155V151H65ZM118 152V151H117ZM175 152V151H174ZM261 152H258V153H261ZM5 153H4V155H5ZM18 153V152H17ZM58 153V152H57ZM84 153H86V154H84ZM93 152H91V154H92ZM122 153H123V151H122ZM156 153H157V151H156ZM165 153V152H164ZM204 153V152H203ZM212 153H214V152H212ZM120 154V153H119ZM159 154V153H158ZM206 154V153H205ZM215 154V153H214ZM226 154V152L224 153V154H222V155H225ZM250 154V153H249ZM5 155V156H6ZM37 155V153H35L34 154V156H36ZM77 155H76V157H77ZM175 155V154H174ZM177 155H175L176 157H177ZM208 155V154H207ZM206 155V156H207ZM216 155V154H215ZM215 155H214V157H215ZM227 156H229L228 154H226ZM239 155V154H238ZM242 155V154H241ZM2 156V155H1ZM0 156V157H1ZM55 156H57V155H55ZM58 156H59V154H58ZM164 156H166V155H164ZM211 156V155H210ZM226 156V157H227ZM252 156V155H251ZM3 157V156H2ZM7 157V156H6ZM6 157H4L5 159H6ZM26 157V156H25ZM74 157V156H73ZM175 157V158H176ZM195 157V158H194ZM194 157H192V158H194L195 159V161H196V163L195 164H192V163H189V162H187L184 158V161H186V163H189V164H185L184 162H183V164L185 165V166H188L191 170H192V165H195L197 168H195V172H197V173H199L200 172V174L201 175H199V176H197L200 180H201V178L202 179H211V183H213L214 181H213V179H212V177H210L207 173H212V167H214L215 166V168H218L217 166H216V163H213V161L208 157H204V158H200L201 160H203L202 161V163H200V160H199V158L197 159V156H194ZM198 157H200V156H198ZM202 157H203V155H202ZM213 157V158H214ZM217 157H219V158H221L219 155L217 156ZM239 157V156H238ZM256 157H257V155H256ZM260 157V156H259ZM3 158V159H4ZM78 158V157H77ZM95 158V157H94ZM120 160H119V159ZM155 158V157H154ZM169 158V157H168ZM212 158V157H211ZM225 158V157H224ZM239 158H241V157H239ZM248 158V157H247ZM246 158V159H247ZM255 158V157H254ZM3 159H1L0 158V160H3ZM73 159V158H72ZM83 159V160H82ZM119 160V163H121V165H122V167H123V169L125 168L126 170H124L125 172H122V174L124 173V175H121V176H124V177H127V176H129V177H131V179H132V177H134L133 179H134V181H131V179H127V180H130V181H122V179L120 178V179H118V178H116V174H114V173H111V171H110V169L112 170V168H115V166H113V162H114V160L116 161V160ZM180 159V160H181ZM223 158H221L220 160H222ZM230 159V161H232L231 160V158H229ZM244 159V158H243ZM245 159V160H246ZM166 160H168V159H166ZM180 160H178V161H180ZM216 160V159H215ZM224 160V159H223ZM255 160V159H254ZM4 161V160H3ZM3 161H1V162H3ZM71 161V160H70ZM177 161V160H176ZM181 161H183V160H181ZM225 161V160H224ZM226 161H228V160H226ZM244 161V160H243ZM256 161H259V160H256ZM1 162H0V172H1V169H2V166L3 165H5V163L3 164V165H1ZM221 162H223V161H221ZM242 162V161H241ZM252 162V161H251ZM261 162V161H260ZM260 162H256V163H260ZM8 163H10L11 165L14 163V161H10V162H8ZM23 163V164H22ZM96 163H98V162H96ZM100 163V162H99ZM116 163H117V161H116ZM137 163H140V162H137ZM153 163H154V165H153ZM170 163H171V161H170ZM182 163V162H181ZM198 163H200L199 165V167L197 166L198 165ZM226 163V162H225ZM233 163V162H232ZM238 163V162H237ZM10 164H7V165H10ZM14 164V165H15ZM101 165H103L102 163H100ZM179 164V163H178ZM182 164V165H183ZM206 164V165H205ZM224 164V163H223ZM248 165L250 164L249 163V161H248V163H247ZM252 164V163H251ZM261 164H262V162H261ZM26 165H27V167H26ZM58 165V164H57ZM79 165V167H77V166ZM96 165V164H95ZM99 164H97V166H98ZM115 165V164H114ZM120 165V166H121ZM153 165V166H152ZM214 165V166H213ZM224 165H226V164H224ZM229 166H230V164H228ZM233 165V164H232ZM242 165V164H241ZM255 165V164H254ZM254 165H252V167L254 166ZM169 166H170V164H169ZM181 166V165H180ZM227 166V165H226ZM228 166V167H229ZM258 166V165H257ZM261 166V165H260ZM263 166V165H262ZM10 167V166H9ZM48 167V168H47ZM100 167H102V166H100ZM148 167V168H147ZM152 167V168H151ZM231 167V166H230ZM236 167V166H235ZM243 167V166H242ZM249 167H250V165H249ZM251 167V168H252ZM8 168V167H7ZM16 168V167H15ZM26 168V169H25ZM167 168H169L168 166H167ZM167 168H165V169H167ZM171 168V167H170ZM185 168V167H184ZM187 168V167H186ZM202 168V169H201ZM205 168H207V171H205L204 169ZM244 168H246V167H244ZM12 169V168H11ZM118 171H120V168H116ZM221 169V168H220ZM234 169V168H233ZM248 169V168H247ZM260 169V168H259ZM262 169V168H261ZM264 169V168H263ZM3 170V169H2ZM15 170V169H14ZM13 170V171H14ZM169 170V169H168ZM182 170V169H181ZM180 170V171H181ZM186 170V169H185ZM189 170V169H188ZM208 170H210L209 172H208ZM215 170V169H214ZM214 170H213V172H214ZM231 168H228V172L230 173L231 172ZM237 170V169H236ZM39 171H45V173H47V172H49V173H51V174H53L54 175V177L56 178V182L55 183H57V185L58 184H60L61 183V181H59V179H57L60 175H63V176H65L66 177V181H67V184L66 185H64V184H60V186H59V188L58 189H51V188H49V189H46L44 192H42V193H40L39 192V190H34V189H31V188H33L34 186L32 185V182L34 183V181L36 180V175H35V173L36 172H39ZM165 171V170H164ZM167 171V170H166ZM172 171V170H171ZM233 171V170H232ZM249 171V170H248ZM248 171H247V173H248ZM8 172V171H7ZM9 172L11 173V170H9ZM15 172V171H14ZM16 172H18V171H16ZM15 172V173H16ZM193 172V171H192ZM191 172V173H192ZM195 172H193V173H195ZM221 172V171H220ZM219 172V173H220ZM239 172H240V170H239ZM257 172V171H256ZM6 173V172H5ZM45 173H43V175L45 174ZM84 173V174H83ZM100 173V174H99ZM159 173V172H158ZM169 173H170V171H169ZM176 173V170H175V168L173 169V171H172V174L174 175ZM185 173H187V172H185ZM241 173V172H240ZM246 173V172H245ZM246 173V174H247ZM3 174V173H2ZM17 174V173H16ZM26 174V175H25ZM28 174V175H27ZM121 174V173H120ZM165 174V173H164ZM168 174V173H167ZM189 174V173H188ZM214 174V177L216 176L215 174H218L217 172L215 173H213ZM260 174V173H259ZM169 175V174H168ZM171 175V174H170ZM181 175H183V174H181ZM233 175H235V174H233ZM242 175V174H241ZM8 176H10L9 174H8ZM14 176V175H13ZM195 176V175H194ZM260 176H263L264 177V174L263 175H260ZM162 178H160L161 179V182H164V180H167V179H169L166 175H162L161 176ZM218 177V176H217ZM221 177H222V175H221ZM15 178H17V175L15 176ZM19 178V179H20ZM27 178V179H26ZM105 178V179H104ZM187 178V177H186ZM185 178V179H186ZM188 178H189V176H188ZM197 178V179H198ZM226 178V177H225ZM18 179V178H17ZM18 179V180H19ZM180 180H183V179H181V178H179ZM220 179V178H219ZM227 179V178H226ZM255 179V178H254ZM10 180V179H9ZM9 180H8V182H9ZM17 180V181H18ZM90 180H92V182H90ZM97 180H99V181H103V182H105V184L103 185V186H101V185H98L97 184ZM158 180V179H157ZM200 180H198L199 182H200ZM249 180H250V178H249ZM16 181V179L14 180V182ZM16 181V182H17ZM179 181V180H178ZM191 183H192V181L191 180H189ZM195 181V180H194ZM197 181V180H196ZM195 181V182H196ZM203 181V180H202ZM213 181V182H212ZM221 181V180H220ZM232 181V180H231ZM234 181V180H233ZM259 181H261V180H259ZM7 182V183H8ZM20 182H22V181H20ZM172 182V181H171ZM170 182V183H171ZM181 181H179V183H180ZM182 182H185L184 180L182 181ZM187 182H188V180H187ZM190 182L188 183V185L190 186V187H192L193 188V186H195V185H190ZM194 182V183H195ZM208 182H209V180H208ZM236 182H237V180H236ZM247 182V181H246ZM251 182V181H250ZM262 182V181H261ZM207 183V182H206ZM210 183V182H209ZM208 183V184H209ZM215 183V182H214ZM213 183V184H214ZM219 183V182H218ZM223 183V182H222ZM226 183V182H225ZM233 183V182H232ZM15 184V183H14ZM13 184V185H14ZM21 184V183H20ZM90 184V186H91V184H92V191L90 190L89 192H93L92 194H90V193H88V189L87 188H89V185ZM173 184V183H172ZM171 184V185H172ZM177 184V183H176ZM182 184V183H181ZM187 183H185V185H186ZM199 184V183H198ZM208 184H206V185H208ZM213 184H212V186L211 187H213V188H215L214 186H213ZM221 184V183H220ZM237 184V183H236ZM240 184V183H239ZM239 184L237 185V186H239ZM21 185H23V184H21ZM109 185V186H108ZM116 185L117 186H119V187H124V188H126L125 190H127L128 191V193L127 194H129V192H130V195H128V196H130V197H128L129 199L131 198V200L132 201H130L129 202V200L127 201V205L125 206V207H127L126 209H127V212L124 214V212H121V208H119L120 207V205L123 203V202H121V204L117 201V200H119V197L118 198H116V195L115 194H113V189L116 187ZM157 185V184H156ZM205 184H203L202 185V183H201V185L200 186H204ZM227 185H229V184H227ZM260 184H258V186H256V188H255V191L256 192H260V193H264V191H260V187L262 186V185H260ZM182 186V185H181ZM181 186H179V187H181ZM187 186V185H186ZM199 186V185H198ZM230 186V185H229ZM228 186V187H229ZM254 186V185H253ZM20 187H22V186H20ZM153 187V186H152ZM205 187V186H204ZM207 187V186H206ZM205 187V188H206ZM240 187V186H239ZM243 187V186H242ZM10 189H15L14 187L13 188H11V187H9ZM45 188V185H44V183L41 185V189H44ZM118 188V187H117ZM148 188V187H147ZM175 189H176V187H174ZM173 188V189H174ZM191 188V189H192ZM196 188H197V186H196ZM195 188V189H196ZM199 189H200V187H198ZM197 188V189H198ZM246 188V187H245ZM98 189H100V190H98ZM121 189V188H120ZM119 188L117 189V190H119V192L121 191ZM156 189V188H155ZM179 190H180V188H178ZM202 189V188H201ZM207 189V188H206ZM205 189V190H206ZM215 189H217V187L215 188ZM230 189H236V186L234 185V183H233V185L231 184V186H230ZM19 190V189H18ZM97 190H98V192H97ZM152 190V189H151ZM192 190H194V188L192 189ZM239 190V189H238ZM237 190V191H238ZM15 191V190H14ZM17 191V190H16ZM15 191V192H16ZM170 191H172V190H170ZM176 191V190H175ZM202 191H204L203 189H202ZM208 191H210V190H208ZM208 191L205 193L204 192V196H206V197H210L211 195H213V199H215V200H218V198L220 199V198H222L223 200H224V197H225V199H227L228 200V202H230V205H229V207H228V209H227V207L225 208V206H224V208L225 209H227V214L228 215H231V219H232V217L234 216H236L240 211H241V209H240V206H241V204H240V201H241V198L243 199L244 198V196H246V200L248 199V198H250V201H251V203L255 206V207H257L259 210H261L262 211V209L264 208V201H263V199H264V194H260L259 195V197L257 196V195H255V196H252L251 195V193L247 190V189H243V192H241L240 194L241 195H236V194H233V193H230V192H233V191H235V190H229V192H227L226 193V191H215L214 193H208ZM241 191V190H240ZM240 191H238V192H240ZM247 193H246V192ZM45 192H47V193H45ZM99 193V197L97 196V193ZM118 192V193H119ZM132 192V193H131ZM142 192V191H141ZM151 192V191H150ZM174 192V191H173ZM187 192V191H186ZM186 192H184V193H186ZM194 192V191H193ZM236 192V191H235ZM13 193V192H12ZM17 193V192H16ZM15 193V194H16ZM17 193V195H19ZM88 193V194H87ZM168 193H169V191H168ZM171 193V192H170ZM199 193V192H198ZM14 194V193H13ZM14 194V195H15ZM120 194V193H119ZM127 194H126V196H124L125 197V199H126V197H127ZM173 194H178V192L177 193H173ZM172 194V195H173ZM229 194V195H228ZM259 194V193H258ZM41 195H43V197H45V198H48L49 197V199L48 200H44V199H40L39 200V203L40 204H37L36 202H38V196H41ZM106 195H109L107 198L110 200V201H113V202H117V204H116V207L115 206H113V210H110L109 209V204H108V201L107 202H105L104 200H103V196H106ZM122 195H125V193L124 194H122ZM121 195V196H122ZM142 195H145V194H143L142 193ZM146 195H147V192H146ZM181 195V194H180ZM184 195V194H183ZM90 196H93V197H90ZM118 196V195H117ZM156 196V197H155ZM175 196H177V195H175ZM179 196V195H178ZM194 196H197V192L194 194ZM224 196V197H223ZM123 197V198H124ZM140 197H141V195H140ZM248 197V198H247ZM101 198V199H100ZM137 198V197H136ZM143 198H146L145 196H142V198L141 199H143ZM159 198H157V199H159ZM177 198H179V197H177ZM181 198V197H180ZM183 198V197H182ZM259 198V199H258ZM15 199V198H14ZM140 199V198H139ZM138 199V200H139ZM140 199V200H141ZM93 200V201H92ZM124 200V199H123ZM139 200V201H140ZM145 200V199H144ZM177 199H175V201H176ZM181 200V199H180ZM212 200V199H211ZM226 200V201H227ZM149 201V200H148ZM160 201V200H159ZM158 200H157V202H159ZM163 201H161V202H163ZM178 201H179V199H178ZM177 201V202H178ZM183 201V200H182ZM218 201H220V200H218ZM218 201H215V202H217L218 203ZM243 201V202H242ZM241 201V203L243 204H245V201L244 200H242ZM15 202V201H14ZM133 202H135V204H133ZM140 202H142V200L140 201ZM156 202V201H155ZM177 202H176V205H177ZM212 202H214L213 200H212ZM228 202H225L224 201V203L226 204H228ZM7 203H10V201L8 200V202ZM144 203H146V202H144ZM144 203H140V204H144ZM217 203H216V205H217ZM237 203H239L240 205L239 206H236V204ZM108 204V205H107ZM147 204V203H146ZM145 204V205H146ZM213 204V203H212ZM124 205V204H123ZM197 207V208H195V206ZM215 205V204H214ZM224 205V204H223ZM172 206V205H171ZM248 206L249 205H244L243 207L246 209V210H248L249 208H248ZM1 207H3V208H1ZM114 207H115V210H114ZM142 207V206H141ZM160 207V206H159ZM164 207H162V208H164ZM177 207H175V208H177ZM215 206H213V208H214ZM218 207L220 208V206L218 205ZM249 207H251V206H249ZM253 207V206H252ZM252 207H251V209H252ZM111 208V207H110ZM117 208V209H116ZM244 208L242 209V211L244 210ZM156 209H157V211H156ZM216 209V208H215ZM222 209H223V207H222ZM178 210V211H179ZM217 210V209H216ZM216 210H214V211H216ZM177 211V210H176ZM218 211V210H217ZM245 211V210H244ZM243 211V212H244ZM257 210H255V212H256ZM173 213V214H170V213ZM223 212V211H222ZM250 212H252L251 210H250ZM260 212V211H259ZM162 213V215L164 214L163 212H161ZM186 213V214H185ZM225 213V212H224ZM245 213V212H244ZM179 214V216H177ZM219 214H220V211H219ZM226 214V213H225ZM226 214V215H227ZM153 216V218H151L150 216ZM158 215V216H157ZM216 215V214H215ZM223 216H224V214H222ZM222 215H219V216H221V217H223ZM251 215H253V214H251ZM251 215H249L250 217H247V218H251L252 216ZM27 216H29L30 218H31V220L30 219H28L27 218ZM209 216H210V218H209ZM244 216V215H243ZM248 216V215H247ZM262 216V215H261ZM137 217H138V219H137ZM216 217H217V215H216ZM221 217H219V218H221ZM233 217V218H234ZM254 217V216H253ZM158 218H161L162 220H159L160 222H155V223H153L156 219H158ZM227 218V217H226ZM230 218V217H229ZM228 218V219H229ZM236 218V217H235ZM256 218V217H255ZM212 219V218H211ZM216 219V218H215ZM217 219H218V217H217ZM223 219V218H222ZM221 219V220H222ZM13 220H14V222L16 223L15 225L16 226H14V225H12L11 226V224H12V222H13ZM225 220V219H224ZM224 220H222V221H220V223L218 224L219 225V227L217 226V230L216 231H219L220 233H222V234H217L218 236L220 235V236H222V239H223V243L225 242L226 244L225 245H227V249L228 250H230L229 248H231V250L230 251H233V250H238L237 248H239L238 246H240L241 248L242 247H246V245H250V246H257L256 248H259L258 249V251L260 250L261 251V246H264V244H256V243H261V241H263V239H264V235H263V233H264V231L262 230L261 232H260V230L259 229H257V227L255 228V226L257 225L256 223H255V225H254V227H253V233L255 234V238H245V239H242V240H240V239H237V238H227L226 237V235H225V233L223 232V230H222V228H221V225H222V223H223V221ZM232 220H234V219H232ZM241 220V219H240ZM243 220V219H242ZM21 221H22V223H26V224H30L31 222H32V224H31V227H29V228H27V227H23L24 225H20L19 226V223H21ZM157 221V220H156ZM213 221V220H212ZM244 221H245V219H244ZM247 221V220H246ZM249 221H250V219H249ZM258 220H257V218H256V222H257ZM260 221V220H259ZM213 222H215V220L213 221ZM243 222V221H242ZM137 223H140L141 224V226L138 228L137 227ZM246 223V222H245ZM244 222H243V224L246 226V225H248V223H246L245 224ZM261 223V222H260ZM159 225H164V227L165 228H161V227H159ZM219 228V229H218ZM216 229V228H215ZM185 231H187V232H189V233H187V232H185ZM199 232V231H198ZM206 232V231H205ZM201 233V232H200ZM177 234H179V235H181V236H177ZM208 233H207V236L209 235ZM216 235V236H217ZM199 236V235H198ZM201 236V235H200ZM203 236H205V235H203ZM216 236L214 237V238H216ZM219 236V238H221ZM181 239H183L182 241H185L184 243H186L185 245L186 246H181V247H179L178 245H180V243H181V240H179L180 238ZM190 237V238H191ZM202 237V236H201ZM208 237H210V235L208 236ZM202 239V238H201ZM200 239V240H201ZM173 240V241H172ZM179 240V241H178ZM189 240V239H188ZM199 240V241H200ZM205 240H206V238H205ZM210 240V239H209ZM197 241V240H196ZM195 241V242H196ZM198 241V242H199ZM204 240L202 239V241L201 242H203ZM210 241H212V240H210ZM229 241H231V242H229ZM172 242V243H171ZM200 242V243H201ZM197 243V242H196ZM196 243H194V245H196ZM205 243H208V242H205ZM215 243H216V241H215ZM214 243V244H215ZM169 244V245H168ZM203 244V243H202ZM202 244L200 245V246H202ZM210 244H211V242L209 243V246H210ZM222 244V243H221ZM212 245H213V243H212ZM224 244H222V246H225ZM167 246H170V248H172V249H170L169 247H167ZM199 246V247H200ZM214 246H216V245H214ZM221 246V245H220ZM221 246V247H222ZM196 247V246H195ZM229 247V248H228ZM233 247H235L234 249H232ZM237 247V248H236ZM176 250H175V249ZM218 248V247H217ZM224 248V247H223ZM249 248V247H248ZM200 249V248H199ZM198 249V250H199ZM202 249V248H201ZM211 249V247L209 248L208 247V250H210ZM225 249V248H224ZM175 250V251H174ZM205 250V249H204ZM214 250V249H213ZM216 250V249H215ZM222 250V249H221ZM226 250V249H225ZM227 250V251H228ZM251 250V249H250ZM262 250H264V249H262ZM211 251H212V249H211ZM246 251V250H245ZM254 251V250H253ZM257 251V252H258ZM259 251V253H261V254H259L258 253V255L260 256V255H262V251L260 252ZM172 252V253H171ZM222 252V251H221ZM221 252H219L220 254H222ZM226 252V251H225ZM252 252V251H251ZM207 253V252H206ZM209 253V252H208ZM230 253H232V252H230ZM229 252H226L225 253V255H226V257H224L225 258V260L226 259H228V257L227 256H230L229 254H230ZM234 253V252H233ZM231 254V255H234V254ZM255 253H256V251H255ZM201 254V253H200ZM204 254V253H203ZM243 254V253H242ZM254 254V253H253ZM206 255H208V254H206ZM212 255V254H211ZM223 255V254H222ZM219 256H221V255H219ZM251 256V255H250ZM191 257V259H192V257L193 256H190ZM209 257V256H208ZM214 257V256H213ZM255 257V256H254ZM211 258V257H210ZM219 258V257H218ZM217 258V259H218ZM223 258V257H222ZM231 258H232V256H231ZM251 258V257H250ZM220 259H221V257H220ZM246 259H249V257L248 258H246ZM189 260H190V258H189ZM194 260V259H193ZM204 260V259H203ZM213 260V259H212ZM215 260V259H214ZM256 260V259H255ZM254 260V261H255ZM183 261V262H184ZM187 261V260H186ZM192 261V260H191ZM190 261V262H191ZM209 261V262H208ZM208 263H210V260H209V258H208ZM220 261V260H219ZM250 261V260H249ZM259 261V260H258ZM179 262H181V261H179ZM188 262V261H187ZM189 262V263H190ZM194 262V261H193ZM199 262V261H198ZM247 262V261H246ZM245 262V263H246ZM251 262V261H250ZM261 262V261H260ZM192 263V262H191ZM207 263V264H208ZM215 263H216V260H215ZM214 263V264H215ZM222 263H224V261H222ZM227 262H225V264H226ZM229 263V262H228ZM249 263V262H248ZM252 263H253V261H252ZM262 263H263V261H262ZM178 264H180V263H178ZM183 264V263H182ZM197 264V263H196ZM200 264H203V263H201L200 262ZM211 264V263H210ZM230 264H232V262H230ZM258 264V263H257Z\"/></svg>",
    "mask_w": 264,
    "mask_h": 264
},
{
    "label": "rangeland",
    "instance_id": "374dc122",
    "mask_svg": "<svg viewBox=\"0 0 264 264\" xmlns=\"http://www.w3.org/2000/svg\"><path fill=\"white\" fill-rule=\"evenodd\" d=\"M3 1V2H2ZM16 0H0V7H1V5H3V3H4V5L2 6V9L0 8V20H2V22L0 23V45L3 43V46H1L0 47V50L2 51V53H1V51H0V54L2 55V54H5V55H3V57H2V61L0 62V76L2 77H0L1 79H0V92L4 89L3 88V86H2V80H5V81H3V82H13L14 84L16 83V86H17V83H19L18 85V87H22V88H24L25 89V87H27V86H24V85H28V87L27 88H30L31 89V87H32V83H31V81H32V78H27V76H25L24 78H20V75L18 76L20 79H17L18 77L14 74V73H16L17 72V70L18 69H16V68H12L13 66H15L14 64H15V62H13V59L11 58V59H9V57L12 55V54H10L12 51H7V47H5L6 46V38H8L10 35H11V33L14 31V32H17L16 30H15V28L13 27V23L15 24V22H14V20H15V16H16V14L18 13V10L20 11V8L22 7V8H24L25 6L28 8V5L27 4H29L28 2V0H17L16 2H15ZM28 1V2H27ZM34 1H36V3L34 2V4H32L31 5V8H29L28 10L26 9V11H25V15H27L29 18H30V21L32 22V24H33V26H32V32H34L35 30H36V32L38 31H42L43 30V28L44 29H47V31H48V29H50V31L51 32H48L50 35H52V34H54L55 33V35H57V38H58V36L60 35L62 38H65V37H73L74 35L76 36V38H77V35H80L81 34V36L83 35V32L81 31L82 30V28H84V27H87L88 29V31L89 32H94L95 33V31H99V30H96L95 28L97 27V25L95 24V22L93 21V18L95 17V15H96V17H103V16H107L112 10H114V9H118V8H122L124 11H126V10H129V8H130V3L132 4L135 0H87V4H88V6H87V4H86V8H85V10H87V11H85L84 13L82 12V11H80V10H77L74 6L75 5H71V2L70 3H68V0H34ZM45 1V2H44ZM94 1V2H93ZM166 1V0H165ZM162 2V4H163V7H164V9L166 8L167 9V5L168 6H173V10L172 11H170L171 9H167V14H169V15H171L170 17L171 18H173L174 19V21L172 20H170L171 18L169 17V15L168 16H165V18H167V20H168V17H169V20L168 21H170V22H163V21H161V22H158V24H160V23H162L161 25H163V27L164 26H166L167 24V27L169 28V30H168V28L166 29V27H164V28H160V26L156 23V25H155V23H154V25H155V27L157 26V29H159L160 28V32L159 31H155L154 32V34H156L157 35V37L155 36V38H157L156 40H157V42H154V40L152 39V41H148V43H147V45H146V47L143 45L141 48H137V51H136V55H137V53L139 52V51H142V53L143 54H145V55H147V57L149 58V60L148 61H151L152 60V63H151V65H150V67H143L142 68V70H144V72H145V75H142V72L140 73V70L139 71H137L136 70V72H134L133 71V67H132V64H131V62L133 61V62H135L136 64L137 63H139V62H136V61H134L133 59H132V57L129 55V54H127V56H126V51L128 52L129 51V47L127 46V45H125V43L124 42H122V43H120L119 41H116L115 42V45H116V43H117V46L115 47V49L117 48V49H119V46H118V44L120 45V48H123V51L121 50V51H119V57H122V58H124V59H122V60H124V61H122L124 64H129L128 65V67L127 66H125L124 64H123V67L122 66H120L121 65V60L120 59H116V60H114L115 59V57H117V55H115L114 56V52L113 53H111V56L109 57L110 58V60L111 61H115L114 63H112V64H115V63H117V65H119V66H117V71H119L120 70V72H122V73H120V76H121V84L119 83L118 84V86H117V91H116V93H115V97L117 98V97H119L120 95H123V94H125V92L127 91V88H126V85H125V83H123L124 81H122V80H124V79H126V80H131V83L133 84V88H136V90L134 89L133 90V92L132 93H137V97L139 98V96H141V95H143L144 93V91H142V90H144V88H145V93L146 94H144L143 95V97L145 96V95H149L148 94V87H149V84H152V83H154L153 85H158V84H160V85H163V86H165L166 88H167V90H166V96H167V99L172 103L171 104V107H173L172 108V110L173 111H170V112H168V114H165L166 116H165V118H164V120L162 121V120H160L159 119V110H157L159 107L157 106V105H154V103H153V100H151V98L148 96H146L145 97V100H146V98H148V101L147 102H150V103H145V102H143V103H145V106L147 105V108L149 107V109L147 110V116L146 117H148V115L150 116V117H152L153 119H154V121H155V123H157L158 122V124H155L154 123V121H153V123H151V124H154L153 126L154 127H152V125L150 124V122H147L146 124H143L142 125V122L140 123L141 125L139 126V125H136L134 128L132 127V132H133V138L131 137V135L130 136H128V137H131V141L128 139L127 141L128 142H126L125 144L123 143V144H118L119 146L118 147H123V148H119V149H121V150H119L118 149V147L117 146H114V148H112L114 151H116V153H117V157H120V156H122V155H126V153H127V150H129V149H134L135 147H148L149 145H148V143L147 142H150V140L148 141V139L147 138H143V140H142V135L145 133H149V132H152V129L153 128H155V129H153V133H154V131L156 132L155 134H154V139L156 140V142H155V140H153V141H151L152 143L154 142V146L156 145V147L158 146L159 148L158 149H156L155 151H154V156H153V159H156V160H153L155 163H156V161H157V158H156V156L159 158V156L158 155H160L161 157L163 156L164 158H165V165H166V167L164 166V167H162L161 169L159 168V171L158 170H156V172L153 174V181H158V183H155V184H153L152 186H146V188H141V190H139L138 192H140V193H138V195L136 196V194H135V197L133 196V199L134 200H136V204H139L138 205V207L137 206H134V207H132V209H133V211H135L136 213H137V215H138V217L140 218H142L143 216H142V212H141V210L143 209V208H145V207H147V206H151V207H153L154 209H155V207H157V209L158 210H162V211H159L160 213L159 214H161V215H159V217H163L162 219L164 220V216H165V213H166V211H165V207L163 206V204H161V203H164V202H166L167 200H169V197L170 196H172V199H174V200H172V201H168V204H170V207L173 209V207H174V209L175 210H172V212L174 213V211L175 212H180V210L178 209V205H179V203H183V202H185V195H186V197H191V198H193V199H196L198 196L200 197V194L201 193H203L204 194V192L206 193L208 190H210V191H208V193H214L216 190L217 191H226V193L227 192H229V190H235V191H233V192H230V193H233V194H236V195H241L240 193L241 192H243V189H247L250 193H251V195L252 196H255V195H257L258 197H259V195L260 194H264V193H260V192H256L255 191V188H256V186H258V184H260V185H264V177L263 176H260V175H263L264 174V156H263V152H261V151H259V149L260 148H258L260 145H256V148H255V150H257L256 151V154H253L252 153V151H250V148H251V145L253 144V141H251L250 140V137H249V140L250 141H247V140H243L241 137L243 136L242 134H239V135H236V134H233V136L231 135L230 136V133H229V135L227 136V135H223L222 133V131L223 130H225V129H227V127H221L222 128V130H220L219 131V133H216V132H212V128L210 127L211 126V124H212V122L210 121V124H209V121L208 120H210L209 118H208V115L206 114V117H205V123H204V130H200V131H198V133H197V131H195V132H193L192 133V131L194 130V127H195V124H193V122H192V120L194 119L193 118V109L195 108V107H193L194 105H193V103L189 100L190 99V96H192V95H194V98H193V100H197L198 99V96H200V95H202L203 94V92L201 93L200 92V94H197L198 92H195L194 94L193 93H190V90L191 89H196V88H192L191 87V85H192V83H193V81H191L190 82V84H189V82H188V79H189V77L187 76L188 74H189V72H188V70H187V68H186V66H185V64H183L184 66H182V64L181 63H184V59L183 58H185V57H187V59H188V61L187 62H189V58H190V56H189V53H190V51H187V49H186V46H190V43L192 44L191 46H193L194 45V47H192L194 50H191V52H193V54H196L197 53V51L199 50V52H200V58L198 59V61L197 62H199L200 63V65H201V61H207V62H209V60H208V58H206L205 56H207V57H210V58H212V60H215L217 57H218V59L217 60H219V64L221 63L223 66H224V62H225V60H228V54L230 53V51L231 50H233L234 49V46H235V43H234V41H235V38H233V36L235 37V32H238L239 30H244V32L246 33H244L245 34V39L247 40L246 42L247 43H249L250 45H252L253 47L255 46L256 47V45H259V47H256V49L255 48H253V49H255V52L253 53V56H252V61H251V64H253V66L251 67L252 69H249V70H247V72H246V75H241V79L242 80H238L237 81V85L239 84L240 85V87H239V85H238V88H234L235 89V91H234V93H233V95H232V97L234 98V99H236L237 97H239L240 96V94H242V93H244L246 90H245V87H241V85L242 84H246V83H249V89H250V86H251V89L249 90V92H248V99H250L249 100V102H247L248 103V105H245V108H243V109H238L237 110V113L235 114L236 116H234V117H236V118H239V117H241L242 116V120H243V123H242V125H243V128H242V132L241 133H243L244 131V128H246V127H248V128H251V127H254V129H255V131H259V130H262V127L264 126V120L263 121H259L258 119V116L256 115V109H259V108H263L264 107V85L262 84V82H264V81H262L263 80V76H261L262 75V73H264V41L262 40V39H264V32H262L263 33V35L260 37V34L259 35H257V33H254L255 31H257L258 29H254L253 30V28L250 26V28L252 29V31H250L249 29V22H257V23H259L260 24V27L259 28H261V30H262V28L264 29V5H261V6H259V4H261L260 2H258V3H256V1H258V0H256V1H254L253 3H255L256 4V7H255V4H253V5H250V4H247V3H245V2H241V0H235L236 1V3H235V1L234 0H232V2L233 3H229V8H227V7H223L222 5H220V2H216V1H213V0H211V2L214 4V6L212 7V4H211V8H210V10H212L211 12H210V10L208 11V12H205L206 14V16H211V20L213 21V19H214V21L212 22V21H210L209 19H207V20H209V22L211 23L210 25H212L211 27H212V29H214L213 27H215V29L213 30V32H212V29H209V27H208V25H206L208 28H206L205 30H204V28L202 27L203 25H202V15H204V14H202V12L203 11H199V9L196 7V8H191L192 9V11H191V13L189 12V9L188 8H185V11H180L181 10V5H182V9L184 8L183 7V3L182 2H185L186 4H187V2L189 1H187V0H171V2L168 4V1L169 0H167V3L166 2ZM263 1V0H262ZM2 2V3H1ZM7 2V3H6ZM104 2V3H103ZM176 2V4H173V3H175ZM179 4H178V3ZM242 3L243 5H245L246 7H248V5L250 6V7H248L249 9H251V7L252 6H254L253 8H256L257 9V11H258V13H257V11H256V9H253L252 8V10H249V11H251V13L249 12L248 14H247V12H245L244 14L246 15H244V17L243 16H236L234 13L236 12L235 10H236V8L239 6H237V5H235V4H237V3ZM110 3V4H109ZM180 3H182L181 5H180ZM215 3H217V4H219L220 5V10L218 9L219 8V5H216ZM245 3V4H244ZM38 4H40V6L39 7H37V5ZM49 4H50V6H49ZM116 4V5H115ZM14 5H15V7H14ZM24 5V6H23ZM99 6V8H98V6ZM135 5H138V4H135ZM164 5H166V7L164 6ZM235 5V7H233ZM7 6V7H6ZM16 6H18V7H16ZM48 8H47V7ZM94 6V7H93ZM97 6V7H96ZM105 8H104V7ZM122 6V7H121ZM139 7H141L142 8V6L141 5H138ZM176 6V7H175ZM217 8H216V7ZM231 6V7H230ZM237 6V7H236ZM257 6H258V8L260 9V10H263V12L262 11H260V10H258V8H257ZM4 7H6V8H4ZM43 7H45L46 9H45V11H44V9H43ZM89 7H93L94 8V10H92V12H89V10H88V8ZM163 7L162 8H159V10L160 11H162V9H163ZM179 9H178V8ZM214 7H215V9H214ZM15 8H16V10L17 11H14L15 10ZM40 8V10L41 11H44V12H47V14H48V16H47V18H49L50 19V22L48 21V22H42V21H46V19H40V17H39V15H38V17L36 16V12H37V10ZM51 8V9H50ZM98 8V9H97ZM104 11H102L101 9ZM113 8V9H112ZM148 8H150V7H148ZM223 10H222V9ZM228 9V10H225V9ZM231 8H233V9H231ZM262 8V9H261ZM49 9V10H48ZM53 9V10H52ZM90 9V8H89ZM105 9V10H104ZM143 9V8H142ZM141 9V10H142ZM165 9V10H166ZM175 9H178V11L179 12H177ZM187 9V10H186ZM194 9V10H193ZM195 9H197L196 11H195ZM14 12H13V11ZM31 10V11H30ZM97 10V11H96ZM100 10V12H98ZM229 10L231 11V12H229ZM234 12H233V11ZM254 10V11H253ZM51 11V12H50ZM55 11H56V13H55ZM144 11H146V10H143V12ZM186 11H188V12H186ZM193 11H195V12H197V14L198 13H200L201 15H197V14H195V12H193ZM221 11V12H220ZM222 11H226V12H222ZM228 11V12H227ZM11 12V13H10ZM54 12V13H53ZM97 12V13H96ZM108 12V13H107ZM137 12H138V10H137ZM171 12V13H170ZM174 12H175V14H174ZM186 14H184V13ZM194 14H193V13ZM212 12H214L213 14H212ZM216 12V13H215ZM255 12V14H253ZM262 12V14H260ZM15 13V14H14ZM91 13V14H90ZM101 13H102V15H101ZM144 13H146V12H144ZM172 13H173V15H172ZM178 13H180V14H178ZM218 13V14H217ZM223 15V16H221V14ZM226 13V14H225ZM228 13V14H227ZM233 13V14H232ZM183 14V15H182ZM187 14L188 15H190L191 14V17H189V19H188V16H187ZM209 14V15H208ZM214 14H216V16L214 15ZM6 16V17H3V16ZM54 15V16H53ZM87 15V16H86ZM177 15V16H176ZM195 15H197V17H198V19H196V18H194V17H196ZM214 15V17H212ZM218 15V16H217ZM227 15V16H226ZM231 15H233L231 18H236V20L234 19V21L235 22H230V21H228L227 19H228V17L230 18V16ZM255 15V16H254ZM11 16V17H10ZM35 17V18H31V17ZM90 18H89V17ZM105 16V17H106ZM181 16V17H180ZM187 17V18H185V17ZM201 16V17H200ZM221 16V17H220ZM252 16H254V17H252ZM260 17V18H257V17ZM91 17H92V19H91ZM176 17H178L177 19H175ZM242 17H243V20H242ZM247 17V18H246ZM20 18V17H19ZM180 18V19H179ZM191 18V19H190ZM193 18H194V20H193ZM201 19V22L199 21L200 19ZM215 18H222L221 20L220 19H218L217 21H216V19ZM225 20H227V21H225ZM230 18V19H231ZM239 18V19H238ZM241 18V19H240ZM250 18V19H249ZM253 18V19H252ZM23 20H26V19H24V18H22ZM160 19V18H159ZM183 19V20H182ZM244 19H246V20H244ZM260 21H259V20ZM20 20V19H19ZM90 20V21H89ZM186 20V21H185ZM193 20V21H192ZM197 20V21H196ZM222 21V22H226V23H223L225 26H222L223 28H221V30L219 31L216 27H217V25H223L222 24V22L220 23V21ZM238 20V21H237ZM254 20V21H253ZM263 20V21H262ZM13 21V22H12ZM18 21V20H17ZM27 21V20H26ZM84 21H85V23H84ZM87 21V22H86ZM159 21V20H158ZM180 21V22H179ZM184 21V22H183ZM189 21V22H188ZM218 21H219V23L220 24H218ZM238 23H237V22ZM244 21V22H243ZM245 21H247L246 23H245ZM262 21V22H261ZM42 22V23H41ZM55 22V23H54ZM93 22V23H92ZM173 22V23H172ZM174 22L176 23H184L185 25H188V27L187 26H185L183 23V25L181 24V25H179V31L177 32L176 31V29H177V27L174 25ZM191 22H193V23H191ZM229 22H230V25H229ZM40 23V24H39ZM53 23V24H52ZM77 23V24H76ZM79 23V24H78ZM147 23H149V22H146L145 23V25H150V23L149 24H147ZM187 23V24H186ZM188 23H190V24H188ZM201 23V24H200ZM215 23H216V25H215ZM245 23V25H244V27H243V24ZM46 24H47V26H46ZM50 24V25H49ZM84 24H85V26H84ZM93 24V25H92ZM171 24H173L172 25V27H174V28H172L170 25ZM197 24V25H196ZM199 24V25H198ZM233 24V25H232ZM236 24H237V26H236ZM238 24H241V25H238ZM40 25H44V27L43 26H40ZM55 25V26H54ZM57 25V26H56ZM78 25V26H77ZM96 25V26H95ZM194 25V26H193ZM228 25H229V27H230V29H229V27H228ZM232 25V26H231ZM39 26V27H38ZM95 26V27H94ZM123 26V25H122ZM182 26V27H181ZM190 26V27H189ZM195 27L194 29H193V27ZM198 26H200V27H198ZM237 27V29H235L236 27ZM241 26H242V28H241ZM54 27H56V29L54 28ZM58 27V28H57ZM65 27V28H64ZM121 27V25L118 27H116V26H111V27H108L107 28V31H113V32H115L118 28L119 29H121L120 28ZM174 29V31H176V33H174V31L171 29ZM176 27V28H175ZM186 27V28H185ZM196 27H197V30H196ZM234 27V28H233ZM38 30H37V29ZM40 28V29H39ZM42 28V29H41ZM60 28V29H59ZM68 28V29H67ZM78 28H81V29H79L78 30ZM181 28V29H180ZM188 28H189V30H188ZM192 30H191V29ZM203 28V29H202ZM226 28H227V31H226ZM248 28V29H247ZM60 31H59V30ZM183 29V31H182V33H183V35H182V33H181V30ZM187 29V31L188 32H185V30ZM199 29V30H198ZM233 29H235V31L233 30ZM76 30V31H75ZM162 30H163V32H162ZM204 30V31H203ZM230 30V31H229ZM246 30V31H245ZM247 30H249L248 31V33H247ZM63 31V32H62ZM78 31V32H77ZM166 31H170L168 34H166ZM192 31V32H191ZM194 31V32H193ZM224 31V32H223ZM226 31V32H225ZM233 31V32H232ZM1 32H5V33H2L1 34ZM20 32V31H19ZM57 32V33H56ZM59 32H60V34H59ZM185 32V33H184ZM192 33V36H190L191 35V33ZM222 32L225 34H222ZM230 32H232V33H230ZM252 32V33H251ZM22 33V32H21ZM187 33V34H186ZM188 33H189V36H188ZM5 34V35H4ZM8 34H10V35H8ZM64 34V35H63ZM73 34V35H72ZM176 34V35H175ZM185 34V35H184ZM196 34V35H195ZM219 34V35H218ZM222 34V35H221ZM226 34H230L229 36L228 35H226ZM250 34H253L252 35V37H251V35H250V38H249V35ZM254 34H256V35H254ZM6 35H7V37H6ZM180 35V36H179ZM182 35V36H181ZM233 35V36H232ZM2 36V37H1ZM59 36V37H60ZM63 36H65V37H63ZM74 36V37H75ZM160 36H161V39H160ZM176 36V37H175ZM185 36V37H184ZM194 36H196V39H195V37ZM198 36V37H197ZM227 36V37H226ZM259 36V37H258ZM5 37V39H3ZM60 37V39H59V41L58 42H60V43H63L62 42V38ZM184 37V38H183ZM189 37V38H188ZM194 39H193V38ZM178 38V39H177ZM180 38V39H179ZM182 38V39H181ZM188 38V39H187ZM16 39H18V36H16ZM185 39H187V40H185ZM199 40V42H198V40ZM201 39V40H200ZM217 39V40H216ZM78 40V39H77ZM86 40V39H85ZM183 40V41H182ZM191 41L192 40V42H188V41ZM196 40V42L197 43H195L194 41ZM215 40H216V42L219 44V46H222V50H225L226 51V53H224V52H222V51H220V49H218V47L219 46H217L218 44H216V42H215ZM229 40H230V42H229ZM258 41V42H256V43H254V41ZM3 41V42H2ZM186 41V42H185ZM220 41V42H219ZM223 42V44H222V42ZM180 42V43H179ZM183 42V43H182ZM184 42L186 43V45H184ZM201 42V43H200ZM205 42H207V43H205ZM212 42H214V43H212ZM5 43V44H4ZM64 43H65V41H64ZM123 43H124V46H123ZM178 43V44H177ZM182 43V44H181ZM189 43V44H188ZM226 43V44H225ZM19 44H21V42H19L18 41V45ZM47 44H49V43H47ZM59 44V43H58ZM78 44L80 45V40H78V42H77V45H76V48H79L80 46H78ZM177 44V45H176ZM231 44V45H230ZM5 45V46H4ZM59 45H62L61 47H59ZM58 45V50L57 51H60L59 52V54L61 53V55L63 56V57H65V55L68 53V54H70V55H72V54H76L75 56H76V58H75V56L73 57V59H71V58H68V59H70L71 61L70 62H73V63H76L77 62V60L78 61H80V63L79 62H77V66H80V68L78 69V68H76V70H77V72H76V70H74V67L72 66V64L73 63H70L69 61H68V63H67V66L68 67H70L71 69L73 68V70L75 71V76H76V80L74 81V86H73V84L72 85H70L71 87H69L70 89V91L72 90V89H74L75 88V85L76 86H78V84H82V82L80 81V80H82V81H84V82H87L88 81V83H87V85L90 83V82H92V81H90V80H88L86 77L87 76H89V77H91V75H92V77L91 78H93L94 79V77L96 78V76H98L99 75V77L101 76L102 78H104V76H102V74L98 71V70H87V71H85V72H82L81 73V68H83V66L84 65H82V67H81V63L82 62H84L83 61V59H84V57H85V59L87 58V57H91V55H90V53H86V55H84L85 53L83 52V54H82V52L80 53V52H76V51H81V48H79V50H77L75 47V49L72 47V44L70 45H67V44H65V45H63V44H59ZM168 45H169V47H170V49H169V52H170V55H172L171 57H169V59H168V62H166L165 60H164V57L166 56V54H165V49L166 48H169L168 47ZM230 45V46H229ZM20 46V45H19ZM44 46V45H43ZM67 46V47H66ZM71 46V47H70ZM78 46V47H77ZM121 46H123V47H121ZM177 46V47H176ZM200 46V47H199ZM226 46V47H225ZM233 46V47H232ZM21 47V46H20ZM45 47H46V44H45ZM45 47H43V48H45ZM63 47H65L64 48V50H62L61 51V49L59 50V48H62L63 49ZM69 47V48H68ZM93 47H94V51H95V49H97L96 48V46H92V49H93ZM124 47H125V49H126V51H125V49H124ZM176 47V48H175ZM199 49H198V48ZM225 47V48H224ZM232 47V48H231ZM6 49V51H5V49ZM46 48H48V50H51L50 48V46L49 47H46ZM210 48H211V50H210ZM229 48V49H228ZM4 49V50H3ZM90 49H91V47H90ZM117 49H116V51L115 52H117ZM176 49V50H175ZM22 50H23V48H22ZM47 50V49H46ZM46 50L44 49V51H45V53H46ZM71 50H74V51H72L71 52ZM171 50V51H170ZM175 50V51H174ZM218 52H217V51ZM229 52H228V51ZM173 51V52H172ZM183 51L186 53V55H185V53H183ZM221 53H220V52ZM9 53V54H7L6 55V53ZM64 52V53H63ZM75 52V53H74ZM95 52H97V51H95ZM174 52H175V54H176V56H175V54H174ZM13 53V52H12ZM63 53V54H62ZM66 53V54H65ZM72 53V54H71ZM124 55H123V54ZM173 53V54H172ZM184 55H183V54ZM224 53V54H223ZM65 54V55H64ZM121 54V55H120ZM134 54H135V52H134ZM226 54V55H225ZM10 55V56H9ZM81 55V57L83 58H81V57H79ZM83 55V56H82ZM180 55V56H179ZM223 55V56H222ZM114 56V57H113ZM158 56H160L159 58H158ZM226 56H227V58H226ZM5 57H7V58H5ZM81 58L80 60H79V58ZM94 57L96 58V56H95V54H94ZM127 57H130L129 59H127ZM146 57V58H147ZM181 57V58H180ZM112 58H113V60H112ZM174 58V59H173ZM178 58H179V60H178ZM220 58H222V59H224V60H221ZM5 59V60H4ZM6 59H7V61H6ZM67 59V60H68ZM74 59H76V61L74 60ZM74 60V61H73ZM96 60H97V58H96ZM95 60V61H96ZM182 62H181V61ZM9 61V62H8ZM33 61V60H32ZM56 61V60H55ZM129 61H130V63H129ZM155 61V62H154ZM165 61V62H164ZM7 62V63H6ZM216 62V61H215ZM70 63V64H69ZM165 63H167V64H165ZM257 63H259L258 64V66H257ZM131 64V65H130ZM141 64V63H140ZM215 64H217V65H215ZM214 65H213V67L209 64L207 67L206 66H196V71H198V70H202V68H204V70H205V73H206V79H209V81L212 83V81L215 79V75L217 76V74H218V72L220 71V73H222L224 76H226L225 78L222 76V78H224V80H225V82H224V84L223 85H225V87H226V83L228 82L227 80H226V78L227 77H231V78H233L231 75H230V72L229 73H225L224 72V68H222L221 69V67H222V65L220 66L218 63H215ZM255 64V65H254ZM5 65H6V70H4L3 68L5 67ZM33 65H35L36 66V63H34L33 62ZM197 65H198V63H197ZM140 66H142V64L140 65ZM180 66L181 67H183V68H180ZM212 68H211V67ZM215 66H218V67H215ZM257 66V67H256ZM259 66H261L260 68H259ZM118 67H121V68H118ZM126 67V68H125ZM60 68H62V66L60 65L59 67H58V69H60ZM109 68H110V70L111 71H109ZM108 68V71L109 72H113L114 70H112L113 68H115V66L114 65H111L110 64V67ZM124 68V69H123ZM127 68H129V70H127L126 71V69ZM169 70H168V69ZM213 68H216V70H213ZM221 70H220V69ZM258 68V69H257ZM11 70V72L9 73L10 75H8V74H6V72L5 71H7V70ZM12 69H15L14 71L12 70ZM21 70H22V68H20ZM123 69V70H122ZM131 69V70H130ZM149 69H153L154 71H152V72H150V71H148V73L146 72L147 70H149ZM162 69H164V71L165 70H167V71H170L169 72V74L168 73H163V72H161V70ZM212 69V70H211ZM226 69V68H225ZM260 69V70H259ZM263 69V70H262ZM4 70V71H3ZM43 70V69H42ZM79 70H81V71H79ZM254 72H253V71ZM30 71V70H29ZM89 71V72H88ZM95 71H98V72H95ZM184 71V72H187L188 74H186V73H182V72ZM215 71V72H214ZM218 71V72H217ZM241 71H243V69H240L239 68V70H238V74H240L241 73ZM90 72H93V73H90ZM95 72V73H94ZM115 72V71H114ZM125 72V73H124ZM130 72H132V73H130ZM134 72V73H133ZM210 72V73H209ZM224 72V73H223ZM226 72H228V69H226ZM129 73H130V75L131 76H129ZM147 73V74H146ZM174 73V74H173ZM176 73V74H175ZM219 73V74H220ZM4 75V76H2V75ZM13 74V75H12ZM30 74H32V68H31V71H30ZM80 75V77H79V75ZM88 74V75H87ZM95 74V75H94ZM122 74V75H121ZM125 74V76H126V78H125V76H123ZM136 74V75H135ZM172 74V75H171ZM179 74H181V75H179ZM182 74H183V76H182ZM221 74V75H222ZM227 74V75H226ZM7 75V76H6ZM142 75V76H141ZM15 76V77H14ZM129 78H128V77ZM139 76V77H138ZM170 76H172V77H170ZM177 76H178V78H177ZM181 76V77H180ZM13 77V78H12ZM82 78V79H78V78ZM85 77V78H84ZM123 77H124V79H123ZM142 77V78H141ZM145 77V78H144ZM213 79H212V78ZM243 77H246V78H244L243 79ZM3 78H5V79H3ZM10 78H12V79H10ZM102 78H100V80H102ZM141 78V79H140ZM164 78V79H163ZM166 78H169V83H168V81H166V80H168V79H166ZM177 80V81H175V79ZM211 78V79H210ZM221 78V80H222V82H223V79ZM15 79V80H14ZM26 79V80H25ZM27 79H29V80H27ZM84 79V80H83ZM147 82H145L144 80ZM171 79V80H170ZM183 79V80H182ZM200 79V82H202L203 80H205L204 78H202V80H201V78H199ZM199 79L198 80H196V81H199ZM9 80V81H8ZM14 80V81H13ZM18 80V81H17ZM23 80V81H22ZM141 80H142V83H141ZM182 80V81H181ZM186 80V81H185ZM23 83H22V82ZM25 81H26V83H25ZM29 81V82H28ZM77 81H80V82H77ZM241 81H243V82H241ZM77 82V83H76ZM136 82V83H135ZM172 82V83H171ZM140 83V84H139ZM31 84V85H30ZM198 83L196 82V84L195 85H197ZM22 85V86H21ZM29 85H30V87H29ZM121 85V87L120 88H118L119 86ZM212 85V84H211ZM210 85V86H211ZM74 88H73V87ZM105 87H101V92L99 91L100 90V88L98 89V91L96 92V89H93V91L91 90V92H95V96H93V97H89V92L88 91H90L89 90V88H91L90 87V85H88V87L86 86V89L88 88V91L87 92H85V95H80L79 94V96L80 97H75V100L73 101V103L72 104H74V102L76 103V104H78V105H76V104H74V105H71L70 107L73 109V110H75V113H78L77 111H76V109L79 107V105H81V103L83 102V101H81L82 99H84V100H87L88 99V101L89 102H91V103H93L94 102V104L95 103H97L98 104V106H99V104L100 103H102V101H105L107 104L109 103V104H111V105H113V103H111L112 102V95L110 94V89L106 86V85H104ZM143 86V87H142ZM146 86V87H145ZM181 86V87H180ZM187 86V87H186ZM198 86L200 87V83L198 84ZM123 87H125V88H123ZM142 87V88H141ZM183 87V88H182ZM190 89H189V88ZM202 88H204L203 86H201ZM224 87V86H223ZM103 88H105V89H103ZM147 88V89H146ZM179 88V89H178ZM107 89V90H106ZM108 89H109V92H108ZM123 89V90H122ZM142 89V90H141ZM168 89H169V91H168ZM178 89V90H180V93L178 92V91H176V90ZM69 90H67V92H69ZM120 90H122V91H120ZM140 90L142 91V93L140 92ZM187 90H189V91H187ZM5 91V90H4ZM105 91H107V92H105ZM138 91V92H137ZM190 93V95H188V93ZM242 91V92H241ZM244 91V92H243ZM120 92V93H119ZM124 92V93H123ZM178 92V93H177ZM88 93V94H87ZM96 93H99V94H96ZM101 93V94H100ZM105 93V94H104ZM134 93V95H132V97L134 98V99H137V97H136V94ZM223 94L222 95H220V97H219V95H217L216 97H218V102L219 103H217V104H219L220 106L222 105V101L221 100H223V99H225V97H226V92H222ZM253 93V96L251 95ZM257 93H260V95L259 94H257ZM82 94V93H81ZM86 94L88 95V96H86ZM109 96H108V95ZM141 94V95H140ZM213 94H214V96L216 95V91H213ZM221 94V93H220ZM101 95V96H100ZM102 95H104V97L102 96ZM119 95V96H118ZM207 95V94H206ZM85 96V97H84ZM109 98V99H111V100H109V99H107V97ZM196 96V97H195ZM203 96H205V93L202 95V97ZM223 96V97H222ZM244 95L242 94L240 97H241V100L243 99L244 100V98H242ZM261 96V97H260ZM96 97V98H95ZM103 97V98H102ZM207 97H211V94L210 95H208ZM255 97V98H254ZM52 98V97H51ZM49 99V98H43L42 100H40L39 101V99L37 100V104H39V105H42V108H44L43 107V105L45 106V103L47 102L48 103V101L50 102V100H53V98L52 99ZM85 98H87V99H85ZM91 98V99H90ZM93 98H94V100H93ZM98 98H100L99 100L101 101H98ZM104 99L105 98V100H102V99ZM149 98H150V100L151 101H149ZM219 98H220V100H219ZM258 98H262L261 99V101H258L257 99ZM79 99V100H78ZM97 99V100H96ZM129 99H131V98H129ZM77 100V101H76ZM155 100H159L158 98L157 99H155ZM186 100V101H185ZM36 101V100H35ZM39 101V102H38ZM80 101V102H79ZM96 101V102H95ZM178 101H180V102H184L183 104H185L181 109H178V111H177V108L176 107H178L179 108V106H178ZM190 103H189V102ZM80 104H79V103ZM4 103H5V101H4ZM7 103V102H6ZM46 103V104H47ZM128 103H130V101L129 102H127V104ZM140 103V102H139ZM151 103H153V104H151ZM205 102L204 101H201V104L204 106L205 104H204ZM221 103V104H220ZM193 106H192V105ZM217 104L214 102L213 104H212V107H213V111L215 112V114H213V116L215 117V118H218L219 116H222L220 113L222 112V109H220V106H217ZM136 105V104H135ZM135 105H133L132 106V108H135ZM143 105V104H142ZM153 105H154V107H156V108H154L153 107ZM191 105V106H190ZM262 105V106H261ZM76 106H78V107H76ZM82 106V105H81ZM81 106H80V108H81ZM98 106L97 107H95V108H93V109H96V110H100V111H103V115H105L106 113L108 114L110 111H108V110H106L107 108H103V107H101V104H100V106H99V108H98ZM108 106H110V105H108ZM145 106L143 105L142 107H143V109L145 108ZM150 106H152L153 107V111L155 112V110H156V112L155 113H153V111L151 110V108L152 107H150ZM214 106H215V108H214ZM218 108H217V107ZM258 106V107H257ZM261 106V107H260ZM74 107H76V108H74ZM83 107V106H82ZM85 107V106H84ZM181 107V106H180ZM187 107H189V109L187 108ZM222 107V106H221ZM255 107H257L256 109H254ZM5 108V107H4ZM6 108H9V107H6ZM5 108V109H6ZM11 108V107H10ZM17 107H14V108H11V109H7V111H5V109L3 110V112L5 111V112H7L6 113V115L5 116H0V124L2 123V122H4V124L2 123L1 125H0V158L1 159H3L4 157H6V159L4 158L3 160L6 162H4L3 160H0V162L1 161H3V162H1V165H3L4 163H5V165H3L2 166V169H1V172H0V180H2L3 181V183L5 182V179H6V183H5V187H4V189L2 190V196H3V198H5L6 199V201L4 200V202L6 203V204H4V207H8L9 208V210H12V209H14V208H11V207H18L17 206V203L19 202V198H20V193H18V192H20L21 190H23L25 187V184H24V182H23V179L22 178H20L19 176H18V173L19 174H23V170H22V167L20 166H18V165H16L18 162H27V164L28 165H32L33 166V169H42L43 167L42 166H44V165H42V162L43 161H48V162H50L49 160H43L42 159V157H40L39 156V150L40 149H43V150H46V149H49V150H51V151H54V148L52 147V146H45L44 145V143H40V141H39V139H40V135L38 136L36 133H34V132H30L29 134L30 135H27V136H25L24 138H21L20 137V131L19 130H22V128H23V124H25L26 122H32L33 123V121H34V123H35V120H36V122L39 124V131H41L42 130V128L46 131V132H50V130H51V128L50 127H48L49 125L47 124V122L46 121H44V124H43V119L42 118H40V116H39V118H38V116H37V114H40V110L39 111H37L36 110V113H34L33 112V114H30L29 113V117H27V119H25L26 118V116L25 117H23V113H21V115L20 114H17L16 116L17 117H20L19 119H20V121H21V123L24 121V119H25V121H24V123L23 124H20V122H19V119H17V117L16 116H14L17 112H16V109ZM79 108V110H81ZM110 108V107H109ZM191 108H193V109H191ZM203 108V107H202ZM13 109H14V111H13ZM106 110V111H104V110ZM131 109V108H130ZM129 109V110H130ZM155 109V110H154ZM176 109V110H175ZM188 109V110H187ZM204 109H206V108H204ZM204 109H199V111L201 110V111H203ZM12 110V111H11ZM142 110V109H141ZM180 110V111H179ZM184 110H185V114L187 115H185V114H183V115H181V112L182 113H184ZM187 110V111H186ZM207 110V109H206ZM152 113H151V112ZM158 111V112H157ZM4 112V113H5ZM11 112H13V115H10V116H12V117H10V118H8L7 116H9L8 114H12ZM15 112V113H14ZM21 112V111H20ZM37 112H39V113H37ZM105 112V113H104ZM187 112L189 113H191V115H189V114H187ZM74 113V112H73ZM133 113H134V110H132L131 111V115L133 116ZM36 114V115H35ZM171 114H173V117H175L176 118V120H178V121H182V122H184L185 124H184V127H185V129H184V132H185V134L183 133L182 135H180V132L178 133V131L180 130V128L182 127L181 125H177V123L175 124L173 121H172V119L170 118V115ZM177 114V115H176ZM203 114H205L204 113V111H203V113H202V115ZM20 115V116H19ZM179 115H180V117L181 116H183V117H179ZM32 116H34V117H32ZM36 116V117H35ZM178 116V117H177ZM189 116V119L188 118H186V117H188ZM246 116V117H245ZM7 119H9L8 121H6V123L8 124H6L5 125V120H6V118ZM145 117V118H146ZM157 118V120L155 119V118ZM214 117H212L213 119H214ZM5 118V119H4ZM16 118V119H15ZM24 118V119H23ZM31 118V119H30ZM36 118H38V119H36ZM167 118H168V120H167ZM178 118V119H177ZM226 118H228V117H226ZM225 118V119H226ZM14 119H15V121H14ZM23 121H22V120ZM35 119V120H34ZM98 120H100V119H98ZM97 120V121H98ZM167 120V122H166V124H165V121ZM170 120L172 121V122H170ZM191 121L190 123H191V125L189 124V121ZM220 120H222L223 121V118H220ZM13 121V122H12ZM38 121H40V122H38ZM161 121V122H160ZM188 123H187V122ZM208 121V122H207ZM164 122V123H163ZM258 122V123H257ZM262 122V123H261ZM16 123V124H15ZM33 123V124H34ZM42 123V124H41ZM135 123H136V121H135ZM161 123V124H160ZM167 123H168V125H167ZM226 123H227V120H226ZM261 124V126H260V124ZM10 124V125H9ZM13 124V125H12ZM15 124V125H14ZM121 124L122 125H124L122 122H121ZM149 124V125H148ZM160 124V125H159ZM174 124L175 125H177V126H174ZM188 125V128H189V126H191L189 129L185 126V125ZM19 125V126H18ZM22 125V126H21ZM41 125H43V126H45V125H48V126H45V127H43V126H41ZM155 125L157 126V127H159V128H157V127H155ZM173 125V126H172ZM194 125V126H193ZM209 127H208V126ZM14 126H16V127H14ZM19 128H18V127ZM149 126H151L150 127V130H148V128L147 127H149ZM170 126V127H169ZM181 126V127H180ZM238 126L239 125H237L236 126V128H238ZM20 127H22V128H20ZM139 127H142L141 129H140V131H139ZM146 127V128H145ZM162 127H163V129L165 130H162ZM173 127V128H172ZM174 127H179V129H176V128H174ZM256 127V128H255ZM4 128H6L7 130H5ZM16 128H17V130H16ZM187 128V129H186ZM260 128V129H259ZM2 129V130H1ZM13 129V130H12ZM47 129L49 130V131H47ZM139 131V133L140 134H137L138 133V131ZM158 129H160V131H158ZM16 132H15V131ZM144 130V132H142ZM166 130H168V131H166ZM171 132H170V131ZM172 130H174V131H172ZM191 130V131H190ZM235 130V129H234ZM3 131L5 132V133H3ZM8 131V132H7ZM84 131H86V130H84ZM135 131V132H134ZM160 132V134L158 133V132ZM163 131V132H162ZM175 131H176V133H175ZM181 131V130H180ZM210 131V132H209ZM236 131V130H235ZM15 132V133H14ZM17 132L19 133V134H17ZM171 133V135H170V133ZM204 132V133H203ZM211 132H212V134H211ZM234 132V131H233ZM6 133H7V135L8 136H10V137H8V140H7V136H6ZM13 135V137H15V139L11 136V134ZM141 133H143V134H141ZM169 133V134H168ZM173 133H175V134H173ZM203 133V134H202ZM235 133V132H234ZM10 134V135H9ZM84 134L83 132H77V135L75 134L74 136H73V138H72V140H71V137L72 136H68L67 138H64V140L66 141V143H64L63 141H61V140H59L60 142H59V144H61L63 147H61V148H63V153L62 154H60L59 152H61V151H57L56 153H55V155H57V156H55V155H53V158H54V160H56V163L58 164H56V166L54 167V168H58V169H61L62 167H64V168H66L67 170H72L74 167H73V164H75L74 162H76V163H80V162H82L79 158H84L83 156H81V155H77L76 154V152L74 153L73 152V147L74 146H79V149L81 150V151H85L86 153H87V155H88V160H90L91 159V163L92 162H94L95 160H97V158H98V154L100 153L99 152V150H98V147H97V145L96 144H94V141L95 140H89V141H87V139H88V137L84 134L83 136L82 135ZM166 134V135H165ZM205 134V135H204ZM228 134V133H227ZM15 135H18V137H20V138H18V137H16ZM158 135V136H157ZM173 135V136H172ZM199 135V136H198ZM200 135L201 136H203L202 138L204 139H202L201 137H200ZM235 135V136H234ZM4 137V139H2L1 137ZM6 136V137H5ZM85 136L87 137V139H86V141H83V139L85 138ZM166 136L167 138L165 139L164 137ZM172 136V137H171ZM175 136H176V138H175ZM180 138H179V137ZM186 136V137H185ZM188 136V137H187ZM239 136H240V138H239ZM250 136V135H249ZM74 137H75V139H76V137H77V140H78V142L74 139ZM139 139H138V138ZM158 137H161L160 139L158 138ZM163 137V138H162ZM186 139V141H188V144L190 143V145L188 146V149L190 150H188L187 149V145H184L185 144V140L183 139ZM204 137H206V138H204ZM209 137V138H208ZM213 137V138H212ZM226 137V138H225ZM188 138V139H187ZM226 139V140H231V141H234L235 142V144H236V146H235V150H234V148H230L229 150H227L226 151V154H228L229 156H227L226 154L225 155H219L221 158H223L222 160H220L221 158H219V157H217L218 155H215L214 153H212L213 152V147L214 146H216L217 144H218V142L220 141V139ZM5 139H6V144H5ZM10 139V140H9ZM69 139V141H67ZM137 139V140H136ZM141 139V140H140ZM147 139V140H146ZM164 139V140H163ZM168 139V140H167ZM175 139V140H174ZM196 139L199 141V142H201V143H204V144H199V142L198 141H196ZM200 139H201V141H200ZM219 139V140H218ZM234 139V140H233ZM4 140V141H3ZM11 140H13V142L11 141ZM20 142H19V141ZM85 140V139H84ZM146 142H145V141ZM165 140H166V142H165ZM203 140V141H202ZM3 141V142H2ZM7 141H9V142H7ZM10 141H11V143H10ZM91 141H93V142H91ZM162 141H164L165 143L163 144V142ZM168 141V142H167ZM67 142H68V144H67ZM76 142V143H75ZM86 142H87V145H85L86 144ZM130 142V143H129ZM145 142V143H144ZM159 142V143H158ZM162 142V143H161ZM240 142H241V144H240ZM249 142V143H248ZM2 143V144H1ZM13 143V144H12ZM75 143V144H74ZM89 143V144H88ZM91 143V144H90ZM93 143V144H92ZM108 142L106 141L105 143H104V145L106 146V144H107ZM128 143H129V145H128ZM182 143V144H181ZM238 143V144H237ZM18 144H19V146H18ZM20 144H21V146H20ZM58 144V145H59ZM70 144H71V146H70ZM77 144H79V145H77ZM138 144V145H137ZM143 144V145H142ZM158 144V145H157ZM163 144V145H162ZM195 144H197V146L195 145ZM213 144V145H212ZM12 145V146H11ZM33 145H37V146H39V148H38V152H36V148L35 149H33ZM85 145V146H84ZM96 145V146H95ZM135 145V146H134ZM164 145H165V147H164ZM179 145V146H178ZM201 145H202V148H201ZM240 145H242V147H244L243 149V153H242V151H241V148H240ZM248 145V146H247ZM7 146H9V148L7 147ZM60 146V145H59ZM92 146V147H91ZM101 146L102 147H104L102 144H101ZM184 146V147H183ZM200 146V147H199ZM204 146V147H203ZM211 146V147H210ZM4 147H6V148H4ZM10 147H12V148H10ZM18 147V148H17ZM20 147V148H19ZM65 147H66V150H65ZM69 147H71L70 149H69ZM88 147H91V148H88ZM129 147V148H128ZM134 147V148H133ZM160 147H163L164 148V151L162 152L161 150H160ZM167 147V148H166ZM117 148V149H116ZM166 148V149H165ZM198 148H200L199 150H198ZM212 148V149H211ZM246 148V149H245ZM248 148V149H247ZM7 149V150H6ZM14 150L13 151V153H12V155L10 156V157H8L9 156V154H10V152L9 153H7V155H6V153L5 152H8V151H11V150ZM18 149H20V150H18ZM178 149V150H177ZM182 149H187V152L189 153L190 152V155H192L191 157H194V156H197V159L199 158V160H200V163H202V161L203 160H201L202 158H204V157H209L212 161H213V163H216V166L218 167V168H215V166L214 167H212L211 169H212V173H207L210 177H212V179H213V181L215 182H213V183H211V179H202L201 178V180L197 177V176H199V175H201L200 174V172L199 173H197V172H195V168H197L195 165H192V170L188 167V166H185L184 164H183V162L185 163V164H189V163H186V161H184V159L182 158H180L178 155H177V153L180 151V150H182ZM197 149V150H196ZM211 149V150H210ZM240 149V150H239ZM262 149V148H261ZM5 151V152H3V154H2V151ZM72 150V151H71ZM89 150V151H88ZM90 150H92V151H90ZM98 150V151H97ZM112 150V151H113ZM205 150V151H204ZM231 150V151H230ZM234 150V151H233ZM246 150V151H245ZM249 150V151H248ZM65 151H67V155L65 154L64 155V153H66ZM71 151V152H70ZM97 151V152H96ZM122 151H123V153H122ZM156 151H157V153H156ZM175 151V152H174ZM241 151V152H240ZM18 152V153H17ZM77 152H79V151H77ZM91 152H93L92 154H91ZM165 152V153H164ZM204 152V153H203ZM258 152H261V153H258ZM4 153H5V155H4ZM35 153H37V155L36 156H34V154ZM86 153H84V154H86ZM120 153V154H119ZM159 153V154H158ZM206 153V154H205ZM250 153V154H249ZM53 154H54V152H53ZM58 154H59V156H58ZM177 155V157L175 156V155ZM208 154V155H207ZM239 154V155H238ZM242 154V155H241ZM76 155H77V157H76ZM164 155H166V156H164ZM202 155H203V157H202ZM207 155V156H206ZM211 155V156H210ZM214 155H215V157H214ZM252 155V156H251ZM256 155H257V157H256ZM26 156V157H25ZM74 156V157H73ZM93 157V158H90V157ZM198 156H200V157H198ZM227 156V157H226ZM241 157V158H239V157ZM260 156V157H259ZM95 157V158H94ZM155 157V158H154ZM169 157V158H168ZM176 157V158H175ZM212 157V158H211ZM214 157V158H213ZM225 157V158H224ZM248 157V158H247ZM255 157V158H254ZM73 158V159H72ZM90 158V159H89ZM104 157L103 156H99V159L96 161V162H98V163H96V162H94L93 163V166L94 167H97L98 169H99V171L102 173L103 171V173L102 174H104L105 173V170H104V168H105V162L103 161V160H101V159H103ZM195 158V157H194ZM201 158V159H200ZM229 158H231V160L232 161H230V159ZM244 158V159H243ZM247 158V159H246ZM76 159V160H75ZM119 159V158H118ZM116 160L117 161V163H116V161L114 160V162H113V166H115V168H112V170L110 169V171H111V173H114V174H116L115 176H116V178H118V179H122V181H126L128 178L129 179H131V177H129V176H127V177H124V176H121V175H124V173L122 174V172H125L124 170H126L125 168L123 169V167H122V165H121V163H119V160ZM166 159H168V160H166ZM183 160V161H181V160ZM216 159V160H215ZM246 159V160H245ZM255 159V160H254ZM71 160V161H70ZM75 160V161H74ZM83 160V159H82ZM94 160V161H93ZM104 160H106L105 158H104ZM141 160H143V158H139V160L137 161V162H140V163H137L136 162V164H137V167H139V165L141 164V165H143V161L141 162ZM177 160V161H176ZM178 160H180V161H178ZM226 160H228V161H226ZM244 160V161H243ZM256 160H259V161H256ZM10 161H14V163L11 165L10 163H8V162H10ZM74 161V162H73ZM170 161H171V163H170ZM221 161H223V162H221ZM242 161V162H241ZM248 161H249V165H250V167H249V165L247 164L248 163ZM252 161V162H251ZM262 162V164H261V162ZM17 162V163H16ZM102 163L103 165H101L100 163ZM182 162V163H181ZM226 162V163H225ZM233 162V163H232ZM238 162V163H237ZM256 162H260V163H256ZM3 163V164H2ZM16 163V164H15ZM179 163V164H178ZM200 163H198V167L200 166L199 164ZM226 164V165H224V164ZM252 163V164H251ZM7 164H10V165H7ZM15 164V165H14ZM23 164V163H22ZM96 164V165H95ZM97 164H99L98 166H97ZM115 164V165H114ZM169 164H170V166H169ZM183 164V165H182ZM195 164V163H194ZM228 164H230V166L228 165ZM233 164V165H232ZM242 164V165H241ZM255 164V165H254ZM121 165V166H120ZM153 165H154V163H153ZM152 165V166H153ZM181 165V166H180ZM206 165V164H205ZM252 165H254L253 167H252ZM258 165V166H257ZM261 165V166H260ZM263 165V166H262ZM10 166V167H9ZM77 166V165H76ZM100 166H102V167H100ZM167 166L169 167V168H167ZM229 166V167H228ZM236 166V167H235ZM243 166V167H242ZM8 167V168H7ZM16 167V168H15ZM26 167H27V165H26ZM77 167H79V165L77 166ZM120 168V171H118L116 168ZM171 167V168H170ZM185 167V168H184ZM187 167V168H186ZM244 167H246V168H244ZM252 167V168H251ZM12 168V169H11ZM48 168V167H47ZM148 168V167H147ZM152 168V167H151ZM165 168H167V169H165ZM175 168V170H176V173L173 175L172 174V171H173V169ZM221 168V169H220ZM228 168H231L232 170H231V172L229 173L227 170H228ZM234 168V169H233ZM248 168V169H247ZM260 168V169H259ZM262 168V169H261ZM15 169V170H14ZM26 169V168H25ZM169 169V170H168ZM182 169V170H181ZM186 169V170H185ZM189 169V170H188ZM202 169V168H201ZM215 169V170H214ZM237 169V170H236ZM9 170H11V173L9 172ZM16 172V171H18V172H14V171ZM165 170V171H164ZM167 170V171H166ZM172 170V171H171ZM181 170V171H180ZM205 171H207V168H205L204 169ZM213 170H214V172L216 173H218V174H215L216 176L214 177V172H213ZM239 170H240V172H239ZM249 170V171H248ZM8 171V172H7ZM114 171V172H113ZM127 171V170H126ZM169 171H170V173H169ZM195 172V173H193V172ZM210 170H208V172H209ZM221 171V172H220ZM247 171H248V173H247ZM257 171V172H256ZM6 172V173H5ZM159 172V173H158ZM185 172H187V173H185ZM192 172V173H191ZM220 172V173H219ZM247 174H246V173ZM3 173V174H2ZM43 173H45V171H39V172H36L35 173V175L37 176L36 177V180L34 181V183L32 182V185L34 186L33 188H31V189H34V190H39V192L40 193H42V192H44L46 189H49V188H51V189H58L59 188V186H60V184L62 183V184H64V185H66L67 184V181H66V177L65 176H63V175H60L57 179H59V181H61V183L60 184H58L57 185V183H55L56 182V178L54 177V175L53 174H51V173H49V172H47V173H45L44 175H43ZM121 173V174H120ZM165 173V174H164ZM169 175H168V174ZM189 173V174H188ZM260 173V174H259ZM6 174H7V178H5V176H6ZM8 174L10 175V176H8ZM84 174V173H83ZM100 174V173H99ZM171 174V175H170ZM181 174H183V175H181ZM199 174V175H198ZM233 174H235V175H233ZM242 174V175H241ZM14 175V176H13ZM17 175V178L19 179H17V178H15V176ZM26 175V174H25ZM28 175V174H27ZM162 175H166L169 179H167V180H164V182H161V179L160 178H162L161 176ZM195 175V176H194ZM197 175V176H196ZM221 175H222V177H221ZM188 176H189V178H188ZM218 176V177H217ZM187 177V178H186ZM200 177V176H199ZM227 179H226V178ZM5 178V179H4ZM134 177H132V179H131V181H134V179H133ZM179 178H181V179H183L185 182H182L183 180H180ZM186 178V179H185ZM198 178V179H197ZM220 178V179H219ZM249 178H250V180H249ZM255 178V179H254ZM10 179V180H9ZM16 179V181L14 182V180ZM27 179V178H26ZM105 179V178H104ZM158 179V180H157ZM8 180H9V182H8ZM181 181L180 183H179V181ZM187 180H188V182H187ZM189 180H191L192 181V183L189 181ZM196 182H195V181ZM198 180H200V182L198 181ZM203 180V181H202ZM208 180H209V182H208ZM221 180V181H220ZM232 180V181H231ZM234 180V181H233ZM236 180H237V182H236ZM259 180H261V181H259ZM20 181H22V182H20ZM127 181H130V180H127ZM172 181V182H171ZM247 181V182H246ZM251 181V182H250ZM8 182V183H7ZM90 182H92V180H90ZM171 182V183H170ZM190 182V185L192 184V185H195V186H193V188H194V190H192L193 188L192 187H190L189 185H188V183ZM195 182V183H194ZM207 182V183H206ZM219 182V183H218ZM223 182V183H222ZM226 182V183H225ZM234 183V185L236 186V189H230V186H231V184L233 185V183ZM15 183V184H14ZM23 184V185H21V184ZM44 183V185H45V188L44 189H41V185ZM165 184V185H167L168 187H167V189L165 188V194H166V196L167 195H169V194H171V195H169V196H167V199H166V201L164 200H162V198L160 197L159 198V195H161L162 194V196L164 195V191H162L163 189H162V187H163V185L162 184ZM173 183V184H172ZM177 183V184H176ZM182 183V184H181ZM185 183H187L186 185H185ZM199 183V184H198ZM201 183H202V185L203 184H205L204 186L207 188H205L204 186H200L201 185ZM209 183V184H208ZM221 183V184H220ZM237 183V184H236ZM240 183V184H239ZM14 184V185H13ZM97 184L98 185H101V186H103L104 184H105V182H103V181H99V180H97ZM157 184V185H156ZM172 184V185H171ZM206 184H208V185H206ZM212 184H213V186L216 188L217 187V189H215V188H213V187H211L212 186ZM227 184H229V185H227ZM239 184V186H237ZM182 185V186H181ZM199 185V186H198ZM254 185V186H253ZM259 185V186H260ZM20 186H22V187H20ZM89 186V188H87L88 190V193H90V194H92L93 192H89L90 190L92 191V184H91V186H90V184L88 185ZM109 186V185H108ZM179 186H181V187H179ZM196 186H197V188L198 187H200V189L198 188H196ZM229 186V187H228ZM243 186V187H242ZM9 187H11V188H15V189H10ZM121 190L120 192H119V190H117L118 188ZM148 187V188H147ZM174 187H176V189L174 188ZM246 187V188H245ZM153 188H154V190H156L155 192L157 193V190H161V191H159L160 193H158V197H156L155 199H150V198H152L151 196L154 194V192H153ZM156 188V189H155ZM174 188V189H173ZM178 188H180V190L178 189ZM192 188V189H191ZM196 188V189H195ZM204 190V191H202V189ZM19 189V190H18ZM126 188H124V187H119V186H117L116 185V187L113 189V194H115L116 195V198H118L119 197V200H117L120 204H121V202H123L121 205H120V207L119 208H121V212H124V214L127 212V207H125L126 205H127V201L129 200V202L130 201H132L131 200V198L129 199L128 197H130V196H128V195H130V192H129V194H127L128 193V191L127 190H125ZM152 189V190H151ZM206 189V190H205ZM239 189V190H238ZM19 194V195H17V193L15 192V191ZM98 190H100V189H98ZM98 190H97V192H98ZM170 190H172V191H170ZM176 190V191H175ZM240 191V192H238V191ZM142 191V192H141ZM151 191V192H150ZM168 191H169V193H168ZM175 193H177L178 192V194H173L174 192ZM187 191V192H186ZM194 191V192H193ZM15 194H13V193ZM96 192V193H97ZM120 194H119V193ZM127 192V193H126ZM146 192H147V195H146ZM171 192V193H170ZM184 192H186V193H184ZM197 192V196H194V194ZM199 192V193H198ZM246 192V191H245ZM45 193H47V192H45ZM87 193V194H88ZM125 193V195H122V194H124ZM132 193V192H131ZM142 193L143 194H145V195H142ZM210 193V194H211ZM247 193V192H246ZM259 193V194H258ZM126 194H127V197H126V199H125V197L124 196H126ZM173 194V195H172ZM181 194V195H180ZM184 194V195H183ZM203 194H201V197L202 198H206V200H208L209 199V204L207 205V206H215L214 208H213V206L211 207V208H209L208 207V209H213V211H211V212H215V213H212V215H210V216H212L211 218H210V216H209V218L210 219H207V221H208V224H211V225H209V227H211V226H213L214 228H213V230H215L214 232L215 233H211V234H209V232H208V230L210 229V228H207L206 230L205 229H203L204 231H201L202 230V228H199V229H197L198 231H197V234L199 235H196V237H195V239L197 240H194L193 239V237H189V238H187L185 241H188V242H190V244H191V246H192V249L194 250L193 252H192V254L191 255H189V257H188V254L186 255V258H184L185 259V261L183 260V259H179L177 262H175L174 264H178V263H180V264H200V262L201 263H203V264H207L209 261H208V258H209V260H210V263L211 264H214L215 263V260H216V263L215 264H225V262H227L226 264H230V262H232V264H264V250H262V249H264V246H261L262 248H261V251H262V255H258V253H259V251H258V249L259 248H256L257 246H250V245H246V247H240V246H238L239 248H237L238 250H233V251H230L231 250V248H229L230 250H228L227 249V245H225L226 243L224 242L223 243V239H222V236H220L221 238H219V236L217 235V234H222V233H220L219 231H216L217 230V226L219 227V223H220V221H222V220H224V219H228L229 217V220H232V219H234V220H240L241 219V221H243L244 223L246 222V223H248L249 222V219L250 218H247V217H250L249 215H251V214H253V215H251L252 217L254 216V217H256L257 218V222H256V226H255V228L257 227V229H259L260 230V232L263 230L264 231V208L262 209V211L261 210H259L257 207H255L252 203H251V201H250V198H248L247 200H246V196H244V198L242 199L241 198V201L242 200H244L245 201V204L246 205H249V206H253L252 207V209H251V207H249L248 206V210H246L243 206L245 205L244 203L242 204L241 203V201H240V204H241V206H240V209L242 208H244V212L242 211V209H241V211L233 218L232 217V219H231V215H228L227 214V209H228V207H229V205H230V202H228V200L227 199H225V197H224V200L222 199V198H218V200H220V201H218V200H215V199H213L212 197H213V195H211L210 197H206V196H204ZM118 195V196H117ZM122 195V196H121ZM140 195H141V197H140ZM175 195H177V196H175ZM179 195V196H178ZM229 195V194H228ZM97 196L99 197V193H97ZM109 195H106V196H103V200L105 201V202H107L108 201V204H109V206L111 207H109V209L110 210H113V206H115L116 207V204H117V202L115 201V202H113V201H110L107 197H108ZM142 196H145L146 198H143V199H141L142 198ZM90 197H93V196H90ZM124 197V198H123ZM137 197V198H136ZM164 197V196H163ZM177 197H179V198H177ZM181 197V198H180ZM183 197V198H182ZM15 198V199H14ZM142 200V202H140L141 200ZM157 198H159V199H157ZM208 198V199H207ZM40 199H44V200H48L49 199V197L48 198H45V197H43V195H41V196H38V202H36L37 204H40L39 203V200ZM101 199V198H100ZM124 199V200H123ZM140 201H139V200ZM145 199V200H144ZM175 199H177L176 201H175ZM178 199H179V201H178ZM181 199V200H180ZM214 201V202H212V200ZM259 199V198H258ZM8 200L10 201V203H7L8 202ZM133 200V201H134ZM149 200V201H148ZM157 200L159 201V202H157ZM183 200V201H182ZM227 200V201H226ZM15 201V202H14ZM93 201V200H92ZM156 201V202H155ZM161 201H163V202H161ZM178 201V202H177ZM215 201H218V203L217 202H215ZM224 201L225 202H228V204L226 203H224ZM263 201H264V199H263ZM144 202H146V203H144ZM176 202H177V205H176ZM243 202V201H242ZM140 203H144V204H140ZM213 203V204H212ZM216 203H217V205H216ZM264 203V202H263ZM107 204V205H108ZM124 204V205H123ZM133 204H135V202H133ZM146 204V205H145ZM215 204V205H214ZM224 204V205H223ZM239 203H237L236 204V206H239L240 205ZM11 205H13V206H11ZM172 205V206H171ZM218 205L220 206V208L218 207ZM11 206V207H10ZM142 206V207H141ZM155 206V207H154ZM160 206V207H159ZM195 206V205H194ZM224 206H225V208L227 207V209H225L224 208ZM115 207H114V210H115ZM162 207H164V208H162ZM175 207H177V208H175ZM198 207V206H197ZM196 206H195V208H197ZM222 207H223V209H222ZM1 208H3V207H1ZM218 210H216V209ZM117 209V208H116ZM157 209H156V211H157ZM177 210V211H176ZM179 210V211H178ZM214 210H216V211H214ZM250 210L252 211V212H250ZM255 210H257L256 212H255ZM219 211H220V214H219ZM223 211V212H222ZM260 211V212H259ZM161 212H163L164 214L162 215V213ZM170 213V214H173V213ZM227 214H225V213ZM167 214V213H166ZM175 214V213H174ZM173 214V215H174ZM186 214V213H185ZM217 215V217H218V219H217V217H216V215ZM222 214H224V216L222 215ZM126 215V214H125ZM219 215H222L223 217H221V216H219ZM244 215V216H243ZM248 215V216H247ZM262 215V216H261ZM158 216V215H157ZM177 216H179V214L177 215ZM138 217H137V219H138ZM151 218H153V216L151 215L150 216ZM219 217H221V218H219ZM227 217V218H226ZM27 218L28 219H30L31 220V218L29 217V216H27ZM161 218H158V219H156L153 223H157V222H160L159 220H162ZM216 218V219H215ZM223 218V219H222ZM222 219V220H221ZM243 219V220H242ZM244 219H245V221H244ZM162 220V221H163ZM215 220V222H213V221ZM247 220V221H246ZM260 220V221H259ZM261 222V223H260ZM245 223V224H246ZM16 223L14 222V220H13V222H12V224H11V226L12 225H14V226H16L15 225ZM31 224H32V222L30 223V224H26V223H22V221H21V223H19V226L21 225H24L23 227H27V228H29V227H31ZM213 224V225H212ZM141 226V224L140 223H137V227L139 228ZM162 226V227H161ZM1 227V226H0ZM159 227H161L162 229L163 228H165L164 227V225H159ZM216 228V229H215ZM201 229V230H200ZM219 229V228H218ZM211 230V229H210ZM206 231V232H205ZM185 232H187V231H185ZM201 232V233H200ZM187 233H189V232H187ZM207 233L210 235V237H208L207 236ZM262 233V232H261ZM179 234H177V236H178ZM202 237H201V236ZM203 235H205V236H203ZM217 235V236H216ZM263 235H264V233H263ZM179 236H181V235H179ZM216 236V238H214ZM180 238V237H179ZM182 238V237H181ZM179 239V240H181V243H180V245H178L179 247H181V246H186L185 244L186 243H184L185 241H182L183 239ZM204 240L203 242H201L202 241V239ZM205 238H206V240H205ZM189 239V240H188ZM201 239V240H200ZM212 240V241H210V240ZM178 240V241H179ZM200 240V241H199ZM173 241V240H172ZM197 243H196V242ZM199 241V242H198ZM215 241H216V243H215ZM201 242V243H200ZM205 242H208V243H205ZM211 242V244H210V246H209V243ZM229 242H231V241H229ZM172 243V242H171ZM194 243H196V245H194ZM203 243V244H202ZM212 243H213V245H212ZM215 243V244H214ZM224 244L225 246H222V244ZM202 244V246H200ZM256 244H264V239H263V241H261V243H256ZM169 245V244H168ZM214 245H216V246H214ZM222 247H221V246ZM196 246V247H195ZM200 246V247H199ZM167 247H169L170 248V246H167ZM208 247L210 248L211 247V249H212V251H211V249L210 250H208ZM218 247V248H217ZM226 249H224V248ZM249 247V248H248ZM200 248V249H199ZM202 248V249H201ZM235 247H233L232 249H234ZM170 249H172V248H170ZM175 249V248H174ZM199 249V250H198ZM205 249V250H204ZM214 249V250H213ZM216 249V250H215ZM222 249V250H221ZM251 249V250H250ZM176 250V249H175ZM174 250V251H175ZM228 250V251H227ZM246 250V251H245ZM254 250V251H253ZM222 251V252H221ZM234 252L233 254L234 255H231L232 253H230L229 255L230 256H227L228 257V259H226L225 260V258L224 257H226V255H225V253L226 252ZM252 251V252H251ZM255 251H256V253H255ZM258 251V252H257ZM260 251V252H261ZM207 252V253H206ZM209 252V253H208ZM219 252H221L222 254H220ZM172 253V252H171ZM201 253V254H200ZM204 253V254H203ZM243 253V254H242ZM254 253V254H253ZM206 254H208V255H206ZM212 254V255H211ZM259 254H261V253H259ZM219 255H221V256H219ZM251 255V256H250ZM190 256H193L192 257V259H191V257ZM209 256V257H208ZM214 256V257H213ZM231 256H232V258H231ZM255 256V257H254ZM211 257V258H210ZM219 257V258H218ZM220 257H221V259H220ZM223 257V258H222ZM249 257V259H246V258H248ZM251 257V258H250ZM189 258H190V260H189ZM218 258V259H217ZM194 259V260H193ZM204 259V260H203ZM213 259V260H212ZM215 259V260H214ZM256 259V260H255ZM188 262H187V261ZM192 260V261H191ZM220 260V261H219ZM251 262H250V261ZM255 260V261H254ZM259 260V261H258ZM179 261H181V262H179ZM184 261V262H183ZM192 263H191V262ZM194 261V262H193ZM199 261V262H198ZM208 261V262H207ZM222 261H224V263H222ZM247 261V262H246ZM252 261H253V263H252ZM261 261V262H260ZM262 261H263V263H262ZM190 262V263H189ZM229 262V263H228ZM246 262V263H245ZM249 262V263H248ZM210 263H208V264H210ZM161 264V263H160Z\"/></svg>",
    "mask_w": 264,
    "mask_h": 264
},
{
    "label": "water",
    "instance_id": "95a60500",
    "mask_svg": "<svg viewBox=\"0 0 264 264\" xmlns=\"http://www.w3.org/2000/svg\"><path fill=\"white\" fill-rule=\"evenodd\" d=\"M34 1V0H30ZM78 1L80 3H83L84 0H70L71 5H75V2ZM127 11V10H126ZM125 12V11H124ZM123 13L122 10L117 12V14ZM15 30L20 31L22 33L29 32V25L26 20L20 19L15 23ZM249 57V51L244 47H239L234 55V59H236L239 64L244 65L246 64V60ZM161 91L159 94L161 95ZM158 95V96H160ZM256 115L258 117H264V112L262 110H257ZM51 116L54 118L55 122L60 126H66L69 124L74 123L73 120L70 118V116L67 113H64V116L60 115L58 111L52 112ZM233 143L229 140H220L218 144L214 147L213 152L216 155H222L227 150L232 148ZM137 155L140 157H146L148 158L149 155L146 151H140L137 150L136 152H133L131 155V158H135ZM182 157L189 163H196L195 159L192 157H187L186 155H182ZM260 191H264V185L260 187ZM256 223V218L251 217L248 225H244L241 220H229L225 219L221 225V228L223 232L225 233L227 238H237V239H245V238H255V234L253 233V227Z\"/></svg>",
    "mask_w": 264,
    "mask_h": 264
}]
</instances>
